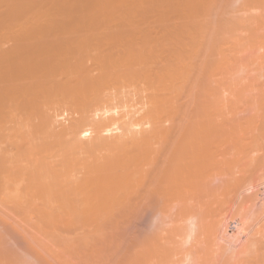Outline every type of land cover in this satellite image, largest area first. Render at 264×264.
<instances>
[{
    "label": "bare ground",
    "instance_id": "obj_1",
    "mask_svg": "<svg viewBox=\"0 0 264 264\" xmlns=\"http://www.w3.org/2000/svg\"><path fill=\"white\" fill-rule=\"evenodd\" d=\"M3 1L1 0L0 2L3 3ZM6 1H4V2H6ZM36 1H38V0H36ZM36 1L34 2L33 0H8L6 2V6H8V3H9V6L7 7V10H9V9L10 10L8 12L6 9L3 8L8 13H6L4 11L5 13H2V18H3V15H4L5 16V20L3 19L2 21H0V28H1L0 31L2 32L3 28L6 29L5 32L3 31L4 33L2 32L4 34L2 38L5 40V37H8V38H6L8 44H9L8 39L12 38L13 34L17 37V35L20 32H21L20 34H22V33L23 34L21 36L18 35V37L20 36L19 37V41H24V42L26 41L25 44H27V45L29 43V46L25 45L24 43H23V45H25V46H15L17 44L13 42V40H12L13 38H12V39H10V42L12 41L13 43L11 42L12 43V44L10 43L11 45L7 44L6 46H8V47L6 48V46H5L4 49H3V46H4L3 44H6V42L5 41L3 42L2 40H0V41L3 42V44H2V42H0V44L3 45L2 48H0V50H1L0 51V193H1V191L5 190V189L9 190L10 188L8 189L7 187L10 186L9 185L10 183L11 184H15L16 181L21 182L19 179H23V181H25V182L23 183L24 184L23 187H21V189H22V192L20 191L21 197L18 196L19 194L17 195L18 199L22 198V196L25 195V196H23V198L26 197V200H27L29 205H31L30 203L33 204V200H35V202H36V200H43L44 203L47 202L46 204L52 202L50 204H54L55 203L57 205V207H55L56 211H54V212H57V210H58L57 214L53 213V211H51L52 214H54L53 216H52V214H50V216L46 215V213H44V212H41V214H39V216L42 217V218L40 217L41 219L39 218L40 221H41L40 223H42V225H44V227L47 226L46 227L47 231L52 230V229H49L48 227L52 226V227L55 228V226H56L55 223L57 222L56 221L57 220V216H59L57 223H62V224H58L57 225L58 227L60 226V228H58L57 231L61 232L62 236H61V233H59V232H57L55 230L54 231L52 230L53 232H51V231L48 232L50 234L54 233V234H52L55 237L54 239L57 238V235L55 234V233H57V234H59L58 235L59 240H61L60 237L61 238L65 237L64 239H66V241H69L68 242L69 247L74 245L73 247L77 246L76 248L79 247V245L83 241V239H84V241H83V244H84V242L87 240V238L91 239V240L93 239L95 242L98 240L99 242L97 241L96 243H98L99 245H101V243H103L102 245H104L105 242H108L107 244L109 245V243L112 242L110 245L113 244V246L115 248H113V246H110V245L108 246L107 244H105V245L110 247L109 248V254H110L109 256H112V257L116 256V258L114 257L115 261L112 260L113 258L111 259L112 262H114L113 264L117 263L119 260H122V259H120L122 257H125L124 258L125 261L123 260L124 263H122L120 261L117 264H127V262H126L127 259H128V264H130L131 262H132L131 264H139L141 262H144V264H145V262H147L148 259H149V262L147 264L151 263L152 261L153 262L151 264H154L155 263L154 261L156 260V262H157V259H160V257L163 258V257L166 256V259H167V257L173 258L172 255H174L173 252H175V251H176L175 252L176 254H175L174 257H176V255H179V256L181 255L180 256L181 258L177 257L176 260L173 259V261L174 260L176 261L175 264H185L184 260H186L188 253H186V251L182 249V246H183V244L186 242V240L188 238H191V234H192L194 228H196V231L198 230L197 233H196V236H195V238H197V235H198V238H197L198 241L196 239H194V240L196 241V243L199 244V245H197L193 241L194 245H197L199 247V250H194V251L196 253L198 251L199 255L197 254L195 256H198L199 258L198 257L197 258L200 259L198 261V259L196 258V260H194V261L196 263L198 261V264H199V262H201L200 264H203V263H206V262L208 263V261H211V259H212L211 263H209V264H212L213 260L217 259L219 254H221V252L224 250L223 245L218 243V242L222 241L221 239H219V225L223 222V217H224L222 215V212L224 214L225 210L224 211H222V209L220 210V208H221L220 206L222 205L223 201L220 199V203H216L217 200H215L214 197H216L215 195H217V197H218L219 193L216 194L217 193L216 192L215 195L212 196V194H213L212 192H215L213 190L211 192V195H209V196L213 198L214 202L213 201H211V202L209 201L210 202V204H209L208 200H210V199H207V200H205V202L207 201L206 203H208V205H207L204 202V199L210 198L207 195H206L207 197L206 198L204 197L203 200L198 198L200 200V202H201V204H200V202L198 201L199 205L202 206L205 203L206 206L203 205L204 207L210 206V207H207V208H209L207 211L208 212L210 211L208 213V212H206L207 208H204L202 206L205 211L202 210V209L200 210L199 208H202V207H200L198 205L199 208L197 210L200 211L202 216L204 215L203 211L205 212V214L208 213L206 216L204 215L203 217H200L201 215L197 214L199 212L197 210H196L197 213L195 211H193L194 213H192L193 215H191V213H190L191 210H189L190 211L189 212V211L185 210L184 208H186L185 206H187V202L188 201H190V202L194 201V202L197 203V201L194 198V196H196L199 192L198 193L196 192L197 191L196 187H195L196 191L194 190V188H193L194 185L198 184L197 187H200L204 182H206V181H208L210 179L211 175L216 174L215 172L217 170H224L225 171L224 174L226 172H229V174L231 172V174H232L233 171L235 170V168H239L240 170L239 169L235 170V171H237V174L235 175L236 172L234 174H232L233 176H231V174H230L229 178H233L235 176L234 177V181H237V179L239 180L240 177L242 178L241 180H244L243 179L244 178L243 177L244 174L241 171H243L245 173V170H247L246 166L249 164L248 161L251 160V159L253 160V159L257 158L258 154H260V153H256V151H257L256 149H259L260 147H262V145L264 146V144H262L261 146L259 145V144L263 143V141H264V121L262 120V118L258 119L259 117L254 116L255 114L259 115V116L264 115V109H263L264 105L261 104L263 107L260 105L262 108L260 106H258V108L260 107L259 109L257 108V106L253 105L254 108L256 107L255 108L256 111L257 110H259V111H257V112L255 111V113L251 111V113H253V114H250V115L247 113L248 115H246V117H245L246 120L242 121V120H240L239 117H237V119L236 118L233 119V117H232L233 114H231V113L234 112L232 109H234L235 107L232 108L233 106H231L230 108L226 109V111H224V107L221 106V104L216 103V101L215 102L212 101V99H211V102H213V103H211L209 101L211 103V105H210L209 102H207V103H209V105L207 103H204V101H203L204 97H203L202 100L198 99L199 103L202 101L204 104L201 103L202 105L201 104H199V106L197 105L198 108L197 109L195 108V109L198 112L195 110L194 113L196 115L200 114L202 116L198 115V116H200V117H198V120L196 119L192 124H190L188 127H186L183 130V132L181 133V135H183V136H181L182 139L178 140L176 142V144H175L176 145L175 149L177 148L176 149L177 151H175V149H173V152H172L173 154H172V156H170V158H172V159L169 158V160L172 161V162L170 163V161H169L170 164L168 163L169 164L168 167L166 166L167 165L166 163H165L166 165L163 164L164 166L162 165V168L165 167V166H166V168L165 169L163 168V171H161V172H159L161 170V168L157 167L159 169V171H158L159 172V176L156 175L157 177L153 178V180L149 179L148 177L146 178V176L149 175L148 172H150L149 171L150 170L149 165L152 167L151 164H153V162L156 159V158H154V156L156 155L155 153H154V156H153L154 161H152L153 159H151V156L153 155V148H154V150L156 148L157 149L159 148V147H157L158 145L155 147V145H154L155 142L153 143V139H155V141L158 142L159 138L161 137L160 133H162L163 131L164 132L161 135L162 136L163 135L166 136V134H164L166 132L163 129L167 130V128H166L167 126L164 123H162L166 127L163 126L161 124V122L166 121L168 118H169L168 121H170V118H171L170 116L172 115V114H170L172 112H169V114H168V111L171 108L170 104H173V103H174V105L176 104L175 101L173 102V100L171 99L173 103L168 101L169 102L168 106H167V103H165L166 106L163 105L161 110H160L159 108L161 107V103L164 102V101H162L161 103L160 102L158 103V101H160V100H158L159 98H157L158 97V93L162 94L161 91H163V92L170 91L168 89H170V87H171V89L174 88V83H176L175 81H179V79L181 78V77H178V76H180L182 73L186 72V70L187 71L189 70V68H187V66L185 67V65H188V63L184 65V63L186 61H188V59L190 58L189 51L192 50L191 52H192V55H193L194 51L197 50V48L199 47L198 44L201 46L200 43L196 44L197 39H198V36L196 37V35L198 34V32L195 31L197 33L196 34L193 31H194V29L197 30L198 25L200 27L201 26L206 27L204 21H208L209 19L206 20L207 16H205V15L210 14L209 12H211V11H209L210 7H208L209 9L207 11L206 10L207 6H205V5H206V3L209 0H204L205 2L203 0H176L177 2H174L176 6L174 4H171V3H173V0H160L161 2H164V4H166V7H167V4L169 6L171 4L172 6H170V7H173V5H174V7L176 9H178L180 12L175 10V8H173V9L175 10V12L177 11L176 13H178L179 15L182 13L180 15V17L182 19H184L185 22H184V20H180L181 23H182L181 24L179 22V20H178V19H181V18L180 17L178 19L176 18L178 20L177 22H179L181 24V26L176 24L177 27L175 28V31H171V30H174V29L170 28L171 29L170 30L171 34H169L170 32L169 33L167 32L169 30L168 28L171 27L172 25L174 26L175 23H177V22H174V20H172L173 19L172 18L171 19L172 21L169 20V23L172 22L171 23L172 25L168 26V23H167L168 21L167 20L169 19L168 17L170 16V14L168 13V15H169L168 16V15H166L168 10H167L166 13L164 11H166V9L169 8V7H167L166 9L164 8L163 12L165 14H163L164 16L161 15V17L158 18L159 21L156 18L158 22H155L154 18L152 17L153 21L152 22L150 21L151 22L150 24H152V23L154 24V23H159L160 22V25L161 24L162 25L165 24L166 26H168V28H167V31L165 32L166 34L160 35V36L164 37L165 40L167 41V42L163 41L164 39L162 37L160 38L162 40V42L165 43V45L163 44V47L161 48L160 44H162V43L160 42V39L158 40L156 38L157 41H159V43H160L158 45V47H156L157 46L156 45L157 42H156V44L154 43V41H155V38H154L153 44H155L156 46H155V48L153 46V48H151V50H149L150 52H148L145 49V48H147V46H144V45L150 44L152 42L151 41L152 39H151L150 36L153 35V34H151L150 31L152 33L154 32L151 29L153 27V25H149V24L146 25L143 22L145 27H144L143 24L140 25L142 27L143 31H139V30H141V28L138 29V32H139L138 34H141L143 36V34L141 32L147 31V28L149 29V27H147V26H151L150 27L151 30L149 29V31H148L149 34H151V35L148 37L147 34H145L146 37L144 35V38H145L144 42L141 39L143 44L140 43L141 41L139 39L138 43L142 44L144 46L143 49L139 48L140 46H138L136 41L134 40V39H137V38H134V36H133L134 39L132 38L133 40H129L128 41V39H127L128 43H125L126 40L123 41L125 38L122 39V37H126V35H128L129 36L128 38L130 39V35L131 34L133 35V33H137V32H134V29H136V27L134 26V28H133V24L137 23V21H139V23H141L140 22L141 20H136V18L137 19L140 18V16H136V15H138L137 13L140 14V12L138 11V8H136L134 6L135 5L137 6V4H139V3L141 4L142 3L141 5H138V7L139 8H141L140 6L144 7L145 5H143V3H146V1L149 2V0H146V1L145 0H129L128 2L127 1L125 2L124 0H122L123 3L121 2V0H85L87 5H85V1L82 2L80 0L81 3H84L83 5L82 4H80V5L86 6V8L83 7L84 9L81 6H77L76 5V3H80L79 0L77 2H75V4L74 3L72 4V1H70L69 3H71L72 6H69L66 9L65 8L66 6L64 5L65 1L62 0V1H64L63 2L64 9H62V10H64L63 11V15H66L65 17H67V16L69 17L70 16L69 18H71V16H74V17L70 20V22H68V19H67L68 17L65 18V19H67V21H66L67 23L65 22V25L63 26V28L61 26H59V27L62 28V30L60 28L61 32L57 36L55 35L56 32L54 33V31H56L54 26L57 24L56 21L59 20V19H57V20L54 19L55 21L52 19L53 20L52 22H54L53 23L54 26L51 25L52 23L50 21L48 22V23H51L50 27L46 26V24H44L46 28L47 27L49 28V30H47L48 28L46 29V28H41V27H43L42 25L47 20L46 19L47 17L52 16L54 11H55V13L53 15H56V12H58V11H59V14H60V10L57 11V10L54 9V11L52 12V11H49V9H47L48 13H46V15H45L44 14V10L46 9V4H45V6L41 5V4L43 2H46L47 0L46 1L43 0V2L41 1L42 3L40 1H38V2H36ZM160 1L155 2V0H154V4L151 3V1H150V3H151V5L152 4L155 5V7H156V3H158L157 7H158V5L160 7L164 6L163 3H162L163 5H160L161 4ZM200 1H202V2L200 3ZM257 1L255 2L257 5H255V4L254 5L262 9L264 7L263 6L264 4L262 5L261 3L264 2V1L261 0L262 2H260V3H258ZM39 2H40V4H38ZM49 2H51V0L48 1V3L47 2L46 3L49 4V6H50ZM52 2H54L56 5H61L62 6L61 2L57 3L56 0L52 1ZM54 3H53V5H54ZM59 3H61V4H59ZM203 4H204L205 7L203 6ZM209 4L210 3L208 2V5ZM4 5H5V3H4ZM151 5H147V3H146L145 9L148 8L149 6L152 8L153 6H151ZM178 5L179 6L181 5V6L178 7ZM210 5H212V4H210ZM254 5L252 6L253 8L255 7ZM261 5H262V7H261ZM11 6H12V8H11ZM80 7L83 10H80ZM143 7H142V10L141 9H139V10L140 11L145 10V9H143ZM181 7L185 11L180 9ZM156 8H155V14H156V10H157ZM0 9H1V7H0ZM50 9H51V7H50ZM93 9H96L95 11H99L100 10L99 12H95V14L96 13L99 14L98 16H96L94 14L96 16L95 18L93 17V13H94ZM134 9H135V11H134ZM150 9H149V11H150ZM171 9L172 8H170V10ZM87 10H90V11L88 12ZM136 10L138 11L137 13H136ZM152 10H154V7L152 8ZM161 10H163V8ZM256 10H258V9L256 8ZM256 10H252V12L256 11ZM262 10H264V8ZM145 11L147 12V10H145ZM205 11H207L208 13H206ZM259 11H260V9H259ZM51 12H52V14H51ZM143 12H141L142 13L141 14V19H142L143 16H145L144 15L145 12L144 13ZM153 12L154 11H152V13ZM163 12H161V13H163ZM175 12H173L174 15H175ZM204 12H205V14H204ZM34 13H37V15H35ZM42 13H43V17L42 18L47 16V14H51V15L50 16L48 15L45 18L46 20L42 19V21L44 20L43 22L40 20L41 21L40 22V26L41 27H40L38 25L39 22L36 19H38V20L41 19L40 17L42 15ZM86 13L87 14H91L92 13L91 15H92L93 18L85 17V16H91V15H87ZM135 13H136V15H135ZM83 14H86V15L82 16ZM178 14H176V15L178 16ZM254 14L255 13H253L251 15V18L253 16L254 19L253 18H252V20L250 19L251 20L250 23H252V24L257 23L259 25V23L261 22V24H262L261 27H264V22H263V19H262V17L264 18V16H263L264 12L262 13V11H261V14H263L262 17H261V15L256 17ZM259 14H260V12H259ZM134 15H135V18H132L131 16H134ZM152 15H150V18H151ZM198 15L205 16L206 18L205 17H203V18L201 17V19H200L199 18L200 16H198ZM29 16H30V19H29ZM36 16L39 17V18H37ZM159 16L160 15H158L157 17H159ZM175 16H173V17H175ZM83 17H85V20H84ZM154 17H156V16L154 15ZM195 17H198V19H196ZM50 18H52V17H50ZM82 18H83V21H81ZM129 18L134 19L135 22L131 26H129V28L123 29L125 27V26H123L125 24L124 21L127 20V22L130 23L129 21H131V19H129ZM150 18H148V20ZM257 18H259V19L261 18L262 21L261 20H257ZM24 19H25V22L27 20V23H28V20L31 21V22H29L31 24L33 22L32 21L33 19H34L35 23L37 21L38 22L37 25H34L35 24L34 22H33L34 24H32L36 28H34V26H32L29 23L26 24L25 22L21 21V20H24ZM190 19L192 20L191 22H193V23H190V21H189ZM199 19H200V22H203V24H201V23L197 24ZM202 19H203V21H202ZM49 20H51V19H49ZM115 20H118V21H115ZM119 20L121 21V23H124V24H122V25L120 24L121 26L119 24H117L119 22ZM148 20L146 21V23L148 22ZM255 20L258 21V22H256ZM19 21H21V22H19ZM111 21H115L116 22L115 23L116 26L118 25V27L120 26L121 28L117 27L118 29L115 28V31H113V28H114L113 26L114 25H112V24L114 22H111ZM187 21H189V23ZM253 21H255V22H253ZM22 22L25 23L24 25H26L27 27L29 26L30 29L31 28H34V29L29 30V27H28L27 30H24L26 33L24 31L19 30V33L16 35L15 33H17L18 30L14 29L15 24L19 25V23H22ZM186 23H187L188 26L186 25ZM206 23H207L206 25L209 27V25H208L209 23L208 22H206ZM59 24L60 23L58 22V25ZM194 24H196V25L194 26ZM252 24H251V26H252ZM257 24H254V25H257ZM2 25H4V26H2ZM58 25L55 26L57 28V30H59ZM110 25H112V29H109V28H111V27H109ZM190 25L195 27V28L192 27V32H193L194 36L190 37L192 39L194 38L193 44H194V49L196 48L195 50L191 48V44H192L191 40L192 39L188 38L189 35L191 34V33H188L189 32L188 29H190V27H191ZM223 25H226V24L225 23L221 24L220 28H222V29L224 28V29L223 30L220 29L221 32L219 33V35L215 36V38H219L220 40H221L222 37H223V39L221 41L218 40V42L220 41L219 43H217L216 42L217 40H215V39L213 41H211L212 44L210 43L211 45H213L212 47H215V49H213V53L215 54L214 50L217 52L216 53L217 55H215V58H217V57L219 58L220 57L219 59H221V55H220L221 53H220V51H217L218 48H216V46L220 47V44L224 43V41L226 39V36L228 34H230L229 32H228V34H224V33H226L227 30H229L231 28L230 26L226 25V29H227L226 30L225 26L223 27ZM236 25L234 24L232 26H236ZM258 25H257V27L254 26L252 31L253 32L256 31V33L260 34L258 31L261 30V28ZM20 26H21V24H20ZM37 26H39V28H37ZM178 26H179V29H178ZM16 27L18 28V26H16ZM52 27L55 30L54 29L52 30L51 29ZM103 27L105 28V30H106V28H108V30H109V32H108V30H106L108 35L106 37L104 36V38L100 37L99 33H101V32L98 33V30L99 29L102 30ZM154 27H156V26L154 25ZM157 27H156V29H157ZM163 27L160 28L161 31H162ZM200 27H198V28L202 30V28H200ZM208 27H206V29H208ZM22 28H26V27L23 26ZM137 28H139V26ZM186 28H187L188 31L184 30ZM10 29L16 30V32L12 34L11 32H13V31H11ZM116 29H117V31H116ZM165 29H166V27H165ZM206 29L204 28V31ZM262 29H264V28H262ZM8 31H11V32H8ZM95 31L98 34H96ZM135 31H137V30H135ZM161 31H156L154 33L158 32V35H159V32H161ZM190 31H191V29H190ZM200 31H199L198 35H200V33L203 30L201 32ZM162 32H164V30ZM173 32H175V33H173ZM182 32H184V34H182ZM262 32L263 31H261V33ZM5 33H6L7 36L5 35ZM7 33H9V34H7ZM57 33H58V31H57ZM82 33L83 34L85 33V35H83ZM185 33H188V34L186 35ZM263 33L260 35L261 37H262V35L264 37ZM86 34H88L89 36L86 35ZM124 34H126V35L124 36ZM10 35H12V36L9 38ZM96 35H99V36H97V39H95ZM103 35H105V34L103 33ZM158 35L155 36V37H158ZM164 35H169V36L165 37ZM170 36H171V38L168 39ZM184 36L186 38L190 39L189 42L191 41L190 42L191 44H189L187 42L188 39H186ZM191 36H192V34H191ZM217 36H219V37H217ZM135 37H136V35H135ZM181 37L184 38V40H187V41L182 40ZM0 39H1V35H0ZM15 39H18V38H15ZM121 39H122V42H123V45H121V50L124 47V44H127V47H125L126 49L123 48L124 50L120 54L117 51L120 56H115L114 54H112L114 52L113 49L115 47H119V46H116V45H120L118 43H119V41ZM171 40H175L177 42L176 43L177 45L175 44V41H173L174 43L173 42L169 43V42H171ZM105 42H106V44L109 43V42L112 43V44H115V47L111 49L113 51H111V52L109 51V53L112 54V55L107 53L108 51H107V49H105L106 46L104 47V45L102 44V43H105ZM185 42H187V44ZM198 42H200L199 39H198ZM213 42H215V43L213 44ZM30 43H32V44H30ZM110 43H109V45L111 46ZM184 43H185V45H187V47H185V48H188L189 46L190 47L188 49H184L182 47V46H185V45H183ZM216 43L219 44V45H217ZM20 44H21V42L18 43V45H20ZM101 44H102V46L104 48L102 46H100ZM195 44L197 46H195ZM99 46H100V48H98ZM262 46L264 47V45H262ZM101 47L104 49V51L105 50L107 51V52H104L105 56H104V54H103V56L102 55H98L99 53L101 54V52L103 50L101 52L100 51L96 52L97 51L96 49L98 48V50H101ZM157 48H159V49L157 50ZM174 48H177V49H175L176 52H179L182 55L179 54V53H176ZM162 49H163V51H165V50L168 51L169 50L168 52H171L172 49H173L174 53H172V54H174V55L170 56L171 59L169 58V60L164 57L165 58L164 60H167V61L162 60L163 62H165V64H163V63L160 64V66H162V67L158 66L159 68L156 69L158 72H156V70H154L155 68H153V70L156 72L155 73L156 76H155L154 75V71L152 70V64H153V66L157 65L155 62H157L156 59H157V57H159V56L155 57L158 54V53L155 54V52L156 51L159 52V50H161V52H162ZM178 49H184L185 51L184 50H180L179 51ZM115 50H118V49H115ZM152 50H153V52H152ZM119 51H120V47H119ZM181 51H184V52H181ZM168 52L165 51L164 53H168ZM186 52H188V53L186 54ZM218 52H219V54H218ZM13 53H14V55H13ZM106 53L109 54V55H107ZM263 53H264V49L261 52V54H262L261 56L262 57H264ZM175 54H176V56H175ZM214 54H213V58H214ZM12 55L14 57H12ZM152 55H154L153 57L155 58V60H153L154 58L152 57ZM90 57H91L92 60L89 59ZM167 57H169V55ZM175 57H176V59L178 57V59H177L178 61L175 59ZM215 58L214 59L211 58V60L215 61ZM88 59L91 60V61H89ZM94 59H95V62H96V60H97L98 63L100 62L98 65H96V67L92 66L93 64H95L94 62H93L92 65H90L91 63L90 64L88 63V62H92ZM150 59H152V60H150ZM160 59H163V56ZM179 59H181V60H179ZM219 59H218V61H219ZM174 60H175V62H174ZM182 60H184L185 62H181ZM169 61H170V63H167ZM146 63L149 66L151 64L150 68H149V66L146 65ZM217 63L218 62H216V64ZM169 64H170L171 67L174 68V70H173V68L172 69L170 68ZM174 64L176 65V67L173 66ZM179 64L182 66L181 70L179 69L181 67ZM191 64H192V62H191ZM216 64H215V66H216ZM210 65L212 66V63L211 64L208 63V66H205V65L204 66L206 67V69L209 67V70L208 69L207 70H208V72H211V73L208 74L209 76L207 75L206 79L211 83L210 80H212L211 79L212 78V74H213V72L216 71V69L214 68L215 67L214 64H213V67H211V68H210ZM212 68L215 69V70H213ZM151 70H152V72H151ZM182 71H184V72H182ZM59 74H61L60 75V76H62L61 78H58ZM165 75H167V76H165ZM168 75L170 77H172L171 79H173V80H174L173 76L176 77V75H177L178 80H175L174 83L172 81H169V83H167V84H169V86H168L169 88H167V90L165 91V90H163V89H165L163 87L164 86L167 87V85L165 84L166 81H165L164 84H163V82H164V77L166 79H167V77L170 78ZM184 75H185V73H184ZM210 75H211V77H210ZM152 76H155V77H152ZM54 77H56V78L54 79ZM205 77H206V75H205ZM182 78H184V77H182ZM111 82H112V85L110 86ZM137 82H140V85L137 84L139 86V87L137 86V88H138L137 92H139V93H137L135 96H133V97H135V100L142 99L143 101H145L144 99H147L148 103H149V100H150V103L152 101L156 103V100H157V105L154 104L156 106V108L153 107L155 109V110H153V108L151 109V107H152V104H151L150 105L151 107L149 108V110L150 109L151 110L150 111H145L146 113L145 112L142 113L145 116L148 115V119L151 118L150 120H147V121L143 122L144 125L143 124L142 125L145 128L142 125H140V129L138 128L139 126L137 127V130H139V132L136 131L131 137H127L126 136V138H125L123 136V138H124L123 139L122 137H119V135H115L114 133L112 135L111 132L107 131L109 129L105 128V126H107L106 124L109 121H110L109 123H111V121L114 118L110 117L111 114H109V113H106V115H105V113L103 112L105 107L102 106L104 109L101 108L100 100L102 102L103 94L105 93L104 90L109 89L108 87H112L111 89H114V91H115L118 88H121V85L123 87L124 83L130 87L131 84H134V83H137ZM204 82H206V80H204ZM171 83H173V84L170 85ZM177 83H176L175 87H177V85H178ZM126 85H124L125 89H127ZM134 86H135V84H134ZM123 88H122V90H123ZM157 88H160L161 91L159 89H157ZM125 89L123 90L124 93L126 92ZM118 90H120V89H118ZM108 91H110V90H108ZM122 92L120 90V93H122ZM127 92H129V91L127 90ZM144 92H146V95L143 96V94H145ZM155 92H158V93L154 94ZM124 93L121 94V97H119L120 99L122 98V100H123V97H127V96L128 97H132L131 93L130 94L127 93L128 95L123 96ZM107 94L105 93L104 97H107L106 96ZM139 94L141 96H139ZM203 94L205 96V93H203ZM259 94H260V92H259ZM108 95H110V94H108ZM115 95H117V94H115ZM208 95H210V94H208ZM208 95H207V99H208ZM257 96H259V95L257 94ZM263 96L264 95H262V97ZM253 97H255V96H253ZM262 97H260L261 101H262ZM119 98H117V101H121V100H118ZM256 98H254V100ZM260 98L258 100H260ZM200 99H201V97H200ZM251 99H253V98H251ZM130 100H132V98H130L128 101H130ZM133 100H134V98H133ZM166 100H168V99H166ZM204 100H206V99H204ZM258 100L256 99V101H258ZM58 101H60V102L57 103ZM236 101L238 102V99H236ZM236 101L234 103V106H236V107L240 106L238 104L240 101L238 103ZM136 102H138L137 103V104H139L138 106H142L144 104V103H142V101L141 102L140 101H136ZM122 103H123V101H122ZM214 103L217 104V105H215ZM236 103L238 105H235ZM251 103H253V102H251ZM117 104H118V102H117ZM218 104L220 105V108H222L220 110H223L225 113L227 112V110L231 109V110H229V111H232L231 113L228 111V113H230V115L228 113H226L229 116L228 115L226 117L223 116V115H226V114H224L223 111H222L223 112L222 113L220 110H219L220 112L217 110L216 106H218ZM254 104H256V103H254ZM99 105H100V107H99ZM103 105L106 106L104 103H103ZM144 105H146V104H144ZM174 105H172V107ZM228 105L230 106L231 104H228ZM97 106H98V109H97ZM249 106H250V104H249ZM163 107H166L167 114H166L165 108H163ZM167 107H170V108H167ZM203 107L205 109H201ZM206 107H208V109ZM99 108H101V109H99ZM175 108H176V105H175V107L173 109H175ZM199 108L202 111H200ZM238 108L239 107H237L235 109H238ZM254 108H253V110H255ZM216 110L219 113H222V114H219ZM260 110H262L261 111L262 113L260 112ZM93 111H94L95 114L98 113L99 116H96L97 114L95 115L93 113ZM99 111H101V112H99ZM163 111L166 114V115H164V118L166 116H168V115H169V117H167L165 120H163V113H162V117H160L161 118L160 119L161 122L159 120H154V118H156L155 117L156 112H158L156 116L159 119V115ZM170 111H172V108H171ZM205 111H207V112H205ZM212 111L215 112V113H213ZM202 112L203 113L205 112V113L202 114ZM249 112H250V110H249ZM258 112L261 113V114H258ZM101 113H104V114H101ZM207 113H208V115H207ZM89 114H91V115H89ZM112 114H114V113H112ZM120 114H121V112H120ZM213 114H215V115L218 114L219 117L217 115L216 118H215V115H213ZM93 115H95V116L93 117ZM104 115L106 116L105 118H104ZM144 115H142V116H144ZM150 115H152V116H150ZM220 115H222V116H220ZM90 116H92V117L90 118ZM230 116H231V118H227V117H230ZM113 117H115V116H113ZM205 117H206V119H205ZM208 117H209V119H208ZM92 118L95 119L93 122L91 121ZM101 118H103L104 120L101 119ZM199 118H201V120H199ZM247 118L248 119L250 118V119L248 120ZM105 119H107V120H105ZM115 119H117V118H115ZM263 119H264V117H263ZM254 120L257 121L256 125L254 124L255 123ZM258 120L259 121L262 120V121H260V125L259 126H257V123L259 122ZM154 121H156L155 122L156 124H157V121L159 122L158 123L159 124V128H161V129L156 128L157 125L154 123ZM147 122L149 124L148 128L155 129L154 130L155 132H153V133L150 131L151 134L148 132L150 135L149 134H144L146 129H147V126H146ZM140 123H142V122H140ZM111 124H109L110 127H111ZM143 128H144V130H143ZM157 129L160 130V131L157 132ZM253 131H254V133H253ZM105 132L110 133V134L107 135V133L105 134ZM167 133H168V131H167ZM103 134H105V135H103ZM118 134H119V132H118ZM85 135H87V138H86ZM120 136H122V134ZM164 139L162 138V140H164ZM132 140H133V143H134V147L130 148L131 146L128 147V145H130V142H132ZM162 140H160V141H162ZM151 144L154 146L153 148H152ZM162 145H164V144H162ZM32 146L34 147L35 150L33 149ZM258 146H260V147H258ZM30 149H32V150H30ZM157 149H156V152H157ZM259 150H261V148ZM174 151H175V154H174ZM29 153H30V155L28 156ZM252 154H254L255 156H252ZM24 155H26L27 158ZM35 156H38V158L35 157ZM32 158H33L34 161L36 160V162H38V161L39 162L35 164V162H33ZM30 161L33 162L34 165ZM150 161H152V162H150ZM155 162H154V164H155ZM24 163H26V166H24ZM28 163H31V166L28 165ZM149 163H151V164H149ZM247 168H248V166H247ZM152 170H153V168H152ZM239 172H241L243 175L241 173H239ZM135 175L138 176V177H136ZM152 175L154 176V173H152ZM237 175H239V176L237 177ZM215 176H217V175H215ZM219 176H223V175L219 174ZM236 177H237V179H236ZM221 178H224V176L221 177ZM14 180H16V181H14ZM148 180H152L151 182H153V184L155 183V185L157 187H155L154 185H153V187H155V191L156 192L153 190L154 188H152V184L148 183ZM232 180L233 179H231V182H232ZM229 181H230V179L226 181L225 185L228 186V184H229L228 182ZM246 181H249V180H246ZM243 182H242V184H243ZM147 183H148L147 187L148 188L151 187L150 188L151 190L149 189L150 192H152V193L153 192H155V193L158 192L157 194H159V195L162 194V193L160 194V192H163L162 191L163 188H164L163 189L164 191H166V190L168 191V189H166L165 187H167L168 185H169V187L172 186L170 188L171 190L169 189V192H170L171 195H174V197H175L174 199L177 198L176 201L171 199V195L170 194H169L170 196L167 195L168 196V198H167L166 194H168V193H165V196L163 194L160 197H158L156 194L153 196L152 193H151V196H153L152 197L153 199H151V196H150L149 197L150 201L148 200L149 202H147L146 200L149 199V198H147V195H148L149 191L145 192L146 191L145 189L142 190V187L145 188ZM236 183H239V182L237 181ZM17 184H19V183H16L15 185H17ZM240 184H241V181H240ZM15 185H12V186L16 187ZM238 185H236V186H238ZM239 186H241V185H239ZM224 187L225 188L222 189L223 192H224L225 189L229 190L231 188V186L229 187V189H227L226 186H224ZM234 187L235 186H233V188ZM138 188H141V189H138ZM221 188L222 187L217 189V191L220 190ZM233 188H231L230 190H233ZM236 188H234V189H236ZM240 188H242V186ZM240 188H238V190H240ZM188 189L192 190L191 192H193L194 196H193V194L191 192H189L188 194H185L187 192L186 191L184 192V190H188ZM140 190H142L144 193L143 192H142L143 194L139 193ZM230 190H229V193L230 192L234 193V191H230ZM133 192H135L136 194L133 193ZM194 192H196L197 194L194 193ZM227 193L228 192H226V194H223L224 201H227L225 199L227 197H229ZM235 193H237V192H235ZM191 194H192V196H191ZM231 194L232 193H230V197H231ZM133 195H136V197L133 196ZM144 195H145V197L147 199L144 198ZM149 195H150V193H149ZM234 195H237V194H234ZM138 196H139V198L143 197L145 199V201H146V203L148 205L147 208H149V211H150L149 213L150 214L152 213L150 215V216H152V218L151 217L150 218L153 219V220L155 218H157L158 222L160 221V223H161L160 227H158L159 224L157 226L156 224L153 223L154 225H156V227H154L153 230H155L158 227L159 229H165L166 228L165 229L166 231L165 230H163V231H165V232H167L169 234H170V232H174L175 228L177 229V227H175L174 224L172 225V223H173V220H174L173 217L175 218V216H176V218H175L176 219V223H175V221H174V223L176 224V226H178V229L175 230V232L177 231L176 233H178L177 234L178 239L175 236L176 235L175 232H174L175 235L171 234L169 236L171 238L172 242L171 241L168 242L170 240L168 235H167V237H168L169 240L167 239V237L164 239L165 234H167V233L164 232L165 234H163V233L162 234L161 233L158 234L159 229H157V231L155 230L157 233L155 231H153V230L151 231V233H148L146 231L149 235L145 234V233L144 234H139V235L140 236L142 235V237L145 235L144 236L145 238H147L149 236L148 238L151 240V242L152 241L153 242L151 243L150 241H147L148 238L145 239L144 237L143 238L141 237V239L139 237V240H141L142 243L144 244V246H143V244L141 243L142 244V249H144L143 253H145V252H148V253H145L143 255L142 252H141V250H142L141 249L140 250V254L141 255L138 254L139 253L138 250L140 249L141 244H137V246H135V244H136L135 242H138L139 240L138 239L134 240V238H135V236H134L132 238L134 240V242L132 243L130 241L132 243L133 247H132V245L130 246L131 243L129 242V240H128V242L130 243L129 246L127 244L128 242L126 243L127 246H124L125 248L122 246L123 249H126V247H132L131 248L132 251L129 248H127V250L129 249L128 251L130 253L128 251L127 252L129 253V255L131 254L133 256H131V255L129 256L128 254L124 256V250L122 249V247H121L122 250L121 249L120 250L123 253L120 250H118V248H119V243L123 242L121 239H123L125 237H123L124 235L122 234L123 238H121L120 239L121 241L119 240V242H118V238H120L121 235H118L119 234L118 230L120 229L119 228L120 226L116 227L118 225L116 223L120 220V219L118 220V218L122 217L123 211H124V213H125V210H128V211L131 210L132 211V209L134 208L133 206L136 205V204H133L135 199L136 200L138 199L139 202L141 201V199H139ZM197 196H196V198H197ZM225 196H227V197L225 198ZM154 197H155V199H154ZM220 197L222 198V194L220 195ZM143 198H142V200H143ZM164 198H166V199H164ZM172 198H173V196H172ZM231 198H233V196ZM133 199H134V201H133ZM167 200H169V201H167ZM173 201L181 203V206H180V209L182 208L181 211L184 210V211H186V213L188 212L187 213L188 215H184L185 212L182 211L184 213H178V214L176 213V215L173 216L175 214L174 213L171 216L170 215L171 214L170 211L172 209L170 210V208L174 207L173 204H172ZM165 202H167V204H165ZM169 202H171V203L169 204ZM231 202H230V204H227L228 201L226 203L224 202L225 204H227V209L231 205ZM143 203H144V201H143ZM36 204H37V202H36ZM41 204L43 205V203H41ZM132 204H133V206H131ZM25 205H26V203H25ZM25 205H24V207H25ZM161 205L163 206L162 209L164 207H166V205H167V207L165 208L166 209L165 213L166 214L169 213V215H170V217H168V219L170 221L167 223L166 226L162 225L164 223L162 221L164 219V217H162V216L167 217L168 215H162V213H163V211L165 209L162 210V209H158L157 208V206H159L161 208ZM237 205L239 206V204H237ZM52 206H54V205H52ZM127 206H128V208H127ZM31 207H32V205H31ZM18 208L20 209V207H18ZM50 208H48V209H50ZM140 208H138V209H140ZM155 208H157L158 210L157 209L155 210ZM0 209H1V207H0ZM28 209L30 210V208H28ZM63 209H64V211H63ZM114 209H116L117 211L120 209L119 212L121 214L119 212H118L119 213L118 214L116 211H115L116 212L115 213ZM210 209H212V211ZM42 210H44V208ZM59 210L62 211L61 213L64 214V217H66V218H63L61 216L62 214H60ZM145 210H147V209H145ZM128 211H126L127 215L129 213H131V212L128 213ZM167 211H168V213H167ZM226 211H225V213H227ZM64 212H66L68 215L69 214L76 215V213H79L78 216L76 215L77 218H79V219L77 221H75L76 217L72 215V217H70L72 222L70 223V219H69L70 215L68 216ZM132 212H133V214L135 213L134 215H136L137 210L134 212V209H133ZM6 213H7V211L5 212V214L4 213H2V214L6 215ZM29 213H31V212H29ZM35 213L37 214L36 211H35ZM58 213L60 215H58ZM159 213L161 215L157 216ZM165 213H163V214H165ZM107 214L108 215L112 214L111 217L109 216L110 220L108 219V217H107L108 215ZM12 215H13V213H12ZM12 215H11V217H12ZM26 215H28V214H26ZM100 215L103 216L102 219L104 220L105 223L103 222V220L102 221L100 220L101 219V217H99ZM116 215H117V217H116ZM129 215H132V214H129ZM198 215H199V217H198ZM263 215H264V213H263ZM51 216H52V218H51ZM5 217H7V216H5ZM11 217L10 218L8 217V218L11 219ZM73 217H75V218H73ZM95 217H97V218H95ZM105 217H107V218H105ZM115 217L117 218V222H116V218ZM171 217H172V219H171ZM195 217H198V218H195ZM67 218H68V220H65V221L63 220V219H67ZM104 218L107 219L108 221H105ZM130 218H132V217H130ZM136 218H138V217H136ZM53 219L54 220L56 219L54 221L55 223L53 222ZM96 219L97 220L99 219V221H101V225L99 224L100 222H98ZM124 219L126 220V218H124ZM127 219H129V218H127ZM29 220L30 219H28V221ZM111 220L113 222L110 223ZM193 220H196V223L193 224V222H194ZM10 221L6 224V226L8 224H11ZM12 221L16 223L15 220H12ZM32 221L34 222V220H32ZM78 221H80L81 223H79ZM13 222L11 224L12 225L11 228H13V226H15V224H13ZM37 222H39V220H37ZM51 222H52V225H51ZM93 222L95 223V225L92 224ZM76 223H79V224H76ZM82 223L84 224V226L87 225L86 226L87 230H88V228L89 229L93 228V229L88 230L89 231V235H87V233H88V231H87V233H86L87 236H86V238H84L85 236H83V239H82V235H85L86 229L84 228V226H81ZM88 223L90 224L89 226H92V225L93 226L92 227H88ZM103 223H104V225H103ZM112 223L115 226L112 225ZM169 223H171V224H169ZM177 223H179V224H177ZM18 224H19V222H18ZM98 224H99V226H98ZM19 225H21V224H19ZM76 225H77L78 228L81 229V231L79 230L80 231L79 235H80L81 232H84L83 234H81V238H80V236L76 235V234H78V228L77 227L75 228ZM78 225H80V226H78ZM102 225L105 226V228L109 227V232H110V228L113 227L114 230L112 228L111 229L114 232L112 231V232H110V234L107 233L108 229H105ZM168 225L174 226V229L170 230L171 226H168ZM3 226H4V224L2 225V227L1 226L0 227L3 228ZM95 226H97L98 228L97 227L94 228ZM138 226H140V225H138ZM192 226H193V228H192ZM22 227H25L24 224H23ZM40 227H41V225H40ZM44 227H43V229H44ZM66 227H67V229H66ZM68 227L69 228L71 227V228L68 229ZM100 227L104 228L105 230H103V231H105L109 236L110 235L112 236V237L111 236L109 237L108 235H105V239L109 237L107 239V241L101 240L102 237H103V234H106V233L103 232L102 228H100ZM167 227L168 228L170 227V228L167 229ZM72 228L75 229V230L77 229L76 230L77 233L75 232V230L73 231ZM136 228H137V226H136ZM149 228H151V227H149ZM18 229H19V227H18ZM20 229H22V228H20ZM25 229H27V228H25ZM41 229H42V227H41ZM56 229H57V227H56ZM82 229H85V231L84 230L82 231ZM139 229H142V228L139 227ZM256 229H257V227H256ZM22 230H20V231L22 232ZM92 230H95V231L92 232ZM142 230L144 232V228ZM167 230L168 231L170 230V231L168 232ZM3 231H4V229H3ZM14 231L17 232V230H14ZM27 232L30 234V231H27ZM27 232L25 234H27ZM35 232H36V230H35ZM37 232H38V228H37ZM44 232H45V229H44ZM66 232H67V236H70L71 240H67L69 238L67 236H65L66 234H64V233H66ZM90 232H92V233H90ZM116 232L118 233L116 235V236H118L117 239L115 238L116 236L113 238V236H114V234H116ZM124 232H125V234L127 233V231H124ZM152 232H154V234L155 233L158 234L161 237L160 239L163 241V242H161L163 245H164V243H166V245H168V243H170L168 245L170 247V245L173 243V245L171 246L172 248L171 247H170L171 249L169 248L170 249V253L172 255L169 253V249H167V246L165 247V246L162 245L163 246L162 247V246L159 245V243L157 241H159L160 239L158 240V238L155 237V236H158V235L154 236V234H153L154 239H152L153 238L152 237ZM159 232H162V231H159ZM194 232H195V230H194ZM111 233L112 234L114 233V234L112 235ZM235 233H237V232H235ZM1 234L2 233H0V235ZM6 234H7V232H6ZM21 234L22 233H20V235ZM45 234H46V232H45ZM50 234H48V235H50ZM70 234H73V235L71 236ZM120 234H121V231H120ZM23 235H24V233H23ZM32 235L36 236V234H31L29 236L31 237ZM41 235L43 236V234H41ZM74 235H76V237ZM146 235H148V236H146ZM172 235H174L173 237L176 240H174V238L172 240V237H171ZM24 236L23 237L20 236V238H24ZM257 236H258V234H257ZM44 237L46 239V236H44ZM72 237L74 239L79 237L78 241L80 239V242H78L79 243L78 245H77V243L76 244L75 243L73 244V242L71 243V241L73 239ZM97 237H99V238L96 240L95 238H97ZM3 238H4V236L1 237L0 240H2ZM33 238H34V236H32V239ZM36 238H40V237L36 236ZM256 238L257 237H254L253 240H255ZM109 239H111L112 241L111 240H110L111 242L108 241ZM114 239L118 243H116V241L114 242ZM9 240H11V239H9ZM26 240H25V242L28 241V240L27 241ZM37 240L38 241L40 240L39 241L40 243H41V241H44V240H41V238L37 239ZM37 240H35V241L38 242ZM47 240H48V237H47ZM49 240L51 241V238ZM144 240L147 241V242H145ZM164 240H166V241H164ZM251 240H252V238H251ZM262 240H261V242H263ZM5 241H3V242H5ZM17 241H18V238H17ZM33 241H34V239H33ZM35 241H34V243H35ZM66 241L64 242L65 244L67 243ZM92 241H90V242H92ZM124 241L126 242V240H124ZM141 241H139L138 243H140ZM46 242H45V244H46ZM74 242H77V239ZM90 242H87V244H89ZM95 242H94V244H95ZM113 242L118 244V246H115V244ZM156 242L161 247V248H158V249H160V251H164V252L166 251L168 254L166 252H165V254H164V252H162V254H164L165 256H163L162 254L160 256V254L157 253V252H159V250L157 251V249L155 248V247H158ZM175 242H177V243H175ZM248 242H249V240H248ZM23 243H24V241H23ZM27 243L29 244V242H27ZM50 243L47 246H50ZM145 243H147V244H145ZM150 243L154 246V249L151 248L153 246L152 245L150 246ZM174 243L179 245V246L174 245ZM18 244H19V242H18ZM62 244H63V242H62ZM83 244H81L79 249H80V252H81V251H84L83 248H85V251H84L85 254L84 255H82L83 252L79 253V251H77L79 249H76V248L75 249H73V248L70 249L69 248L70 250H68L69 252L71 250H73L74 252L71 251V253L72 254L74 253V256L72 254H69V252L67 250H65V246L63 248L64 250L61 251V252L65 251L63 254L60 252V248L61 247L58 248V246H57L59 251L57 250V248L56 249L53 248V249H55V251H58L59 254L61 253L60 256L63 255V256H65L67 258L68 255L65 254L66 252H68L67 254L73 256V258H71L72 256L68 257V260L70 259L69 261L67 259H63V260H67V262L66 261L63 262L64 264H71L73 262H74V264H76V262L73 261V260H76V259L81 258L83 256H86V257H83L84 260L86 259L87 261H89L87 263L84 262L85 264H91L92 262H93V264H95L94 262L96 260L98 261V262L96 261L97 264H98L99 262H101L100 260H102V259H104L102 261H103V263H105V259L106 258H104V257L108 253H106V255L103 256L102 258L99 257L98 255L97 256H95V255L93 256V254H95V252H96V254L99 253V255L101 254L100 256H102V254H105V252H108V250L106 249L108 247L105 246V250H100L99 249L100 247H102V248H104V247L103 246H99V248H97L98 245L97 246L95 245L96 248L94 247L95 249H93V246H94L93 244H92L93 246L91 245L92 248H90V244L91 243L89 244V246L88 245H83ZM5 245L2 246V243L0 242V261H1L0 264H51V263L54 264V262H55L54 260L57 261V259H54L53 257H52L53 259L51 258L53 262L51 261V259H47L48 256L46 255L47 257H45L40 252V251H42V249L39 250V248H38L39 245L37 246L39 251L35 249L36 251L34 250V252H32V250H30L32 247L29 249L30 251L27 249V248H29L30 244L28 245V247L26 246L27 248L23 247L24 245L22 246V249L26 248L25 250H22V249H20L21 247H18V250L22 254L20 252H18L17 249L16 250L13 249L15 252H13V250L10 249V251L12 250L11 251L12 254L11 253L9 254V250H8L9 247L7 248L6 246H9L10 244L6 245V246ZM32 245H34V244H32ZM68 245H66L67 246L66 248H68ZM251 245H250V249L252 250L254 248L255 243H254V245H252L253 246L252 248H251ZM257 245L258 244L256 243V246ZM261 245H263V244H261ZM42 246L43 245H41L40 247H42ZM85 246L86 247L88 246L89 249L88 248L86 249ZM138 246H139V249H138ZM149 246H150V250H149ZM246 246L248 248V243H247ZM34 247H36V246L34 245ZM50 247H54V246H50ZM116 247H118V248H116ZM240 247H242V245ZM4 248L7 249L8 251L5 250ZM133 248L138 249V250L134 249L135 252H138L137 254H135V256L139 255V256L142 257V259H140L141 257L138 256V259H136L138 261V263L134 259L136 257L133 254V252H134ZM146 248L148 249L147 251L145 250ZM162 248H164V250ZM173 248H174V250H173ZM243 248L245 250V247H243ZM258 248L260 250H262L263 247L262 246L261 247L258 246ZM92 249H93V251L95 250L94 253H93ZM110 249L114 250V252L117 250L115 252L117 254H118V251H120L121 254H120V252H119V254L120 255L123 254V255L119 256V254H118V257H120V258H119V260H117V258H118L117 255L114 252H112ZM165 249H167V250H165ZM229 249H230V251L228 250L229 253L230 252L232 253L231 250H233V249L232 248H229ZM4 250H5V252H3ZM75 250L78 253V257H77V254H75ZM89 250H90V253L92 252L91 256H90ZM151 250L155 252L154 254L157 253V255H159L160 257L158 256V258L156 259L157 256L154 257L153 256L154 254H153V252H151ZM241 250H240L241 252H244L242 248H241ZM251 250H250V252H251ZM254 250L255 249H253V251H252V255H254V258H256L255 263L258 264L259 259L261 258L260 257V255H261L260 252L261 251L258 250V252H259V254H258ZM37 251H38V254H36ZM100 251H105V252H103V253L101 252L100 253ZM181 251H184V252H181ZM17 252L20 253L21 255L18 254ZM43 252H45V250ZM178 252L179 253L181 252V254H179ZM235 252L237 253L236 250H235ZM247 252H248V250H247ZM50 253H52V250L50 251ZM88 253H89V255H88ZM112 253H114L115 255H112ZM159 253H161V252H159ZM200 253H201V255H200ZM240 253H239V257H240ZM7 254H9V255H7ZM45 254H46V252H45ZM148 254H150V255L152 254V256L155 259L154 258L152 259V256H150ZM169 254L172 257L169 256ZM182 254H184V255H182ZM214 255H218V256H216L217 258L213 259ZM63 256L60 257V260H62L61 258H63ZM75 256L77 257L76 259H74ZM88 256H90L92 258V259H90L91 261L88 260L89 259ZM126 256H129V257L127 258ZM147 256H150V257L148 259H146ZM247 256H249V255H247ZM44 257H45V259H44ZM50 257H48V258H50ZM95 257H98V258H101V259L99 260L98 258H95ZM108 257H107V259H108ZM131 257H133V258H131ZM262 257H264V251L262 253ZM93 258H95V260ZM129 258L131 260L132 259L133 260L130 261ZM209 258H210V260H208ZM231 258H232V256H231ZM231 258L229 257V259H231ZM251 258H252V256H251ZM71 259H73V260H71ZM83 259L82 258L78 259L79 261H77V264H79L78 262H80L82 264L83 261H84ZM144 259H146V260H144ZM223 259H224V257H223ZM263 259L261 258L260 262L263 261ZM48 260H49V262H48ZM140 260H142V261L140 262ZM160 261L161 260H159L158 264L160 263ZM162 261L163 262H161V264L165 263V259H163ZM177 261H178V263H177ZM227 261L228 262L230 261V263H234V261H232V259L231 260L227 259L226 262L222 261V263L223 264H227L228 263ZM112 262H109V263L112 264ZM217 262H219V261H217ZM235 262H237V260H235ZM251 262L253 263V261H251ZM243 263L246 264L245 261L243 262V260H242V264ZM255 263H253V264H255ZM57 264H59V262ZM60 264H62V262ZM166 264H167V262H166Z\"/></svg>",
    "mask_w": 264,
    "mask_h": 264
},
{
    "label": "rangeland",
    "instance_id": "obj_2",
    "mask_svg": "<svg viewBox=\"0 0 264 264\" xmlns=\"http://www.w3.org/2000/svg\"><path fill=\"white\" fill-rule=\"evenodd\" d=\"M1 1V0H0ZM3 1V0H2ZM4 1H6V0H4ZM3 1V3L2 2H0L1 4H0V7H1V9H0V17L2 18V13H5L6 12V10H7V7L9 6V3H8V6H6V2L8 1H6V2H4ZM34 2L36 1V0H33ZM38 1H42L43 2V0H38ZM38 1H36V2H38ZM46 1V0H45ZM48 1H50V0H47L46 2L48 3ZM52 1H55V0H51V2ZM65 1V2H64ZM64 1H60V0H56V2L58 3V2H61L62 3V6L61 5H56L54 2H49L50 3V6H49V4H47L46 2H41L42 4L41 5H44L45 6V4H46V9L44 10V14L46 15V13H48L47 11V9H49V11H54V9L55 10H60V14H59V11L58 12H56V15H53L54 13H55V11L53 12V14H52V12H51V14H52V16H50L51 14H47V16L49 15L50 17H52V18H50V17H47V16H45L44 18H42L43 17V13H42V15H41V19H36L38 22H39V24H38V22L36 21V23H35V21H34V19L32 20L33 22H32V24H34V25H39L40 26V22L42 21V19H44V20H46L44 23H43V27H41V28H46L45 27V25L44 24H46V26H49L50 27V24L51 25H53V23L54 22H52L54 19L55 20H57V19H59V20H57L60 24L58 25V22L56 21V25L55 26H57L58 25V28H59V30H57V28L54 26V28L56 29V31H54V33L56 32V36L57 35H59V33L61 32V30H62V28H63V26L65 25V22L67 21V19H68V22H70V20L74 17V16H71V18H69L68 16V18L67 17H65L66 15H63V11L64 10H62V9H64V6H63V2H64V5L66 6L65 8L67 9L69 6H72L71 5V3H69L70 1H72V4L74 3L75 4V2H77L78 0H64ZM80 1V0H79ZM82 2L83 1H85V0H81ZM81 1H80V3H76V5L77 6H81L82 8L83 7H85L86 8V6H82L84 3H81ZM125 2L127 1H129V0H124ZM146 1V0H145ZM150 1H151V3H153L154 4V0H149V2H147L146 1V3H147V5H151V3H150ZM153 1V2H152ZM158 1H160V0H155V2H158ZM204 1V0H203ZM211 1V2H210ZM257 0H209L208 2L210 3V4H212V5H208V2L206 3V5L205 6H207V8H206V10L208 11V7H210V9H209V11H211V12H209L210 14H207V15H205V16H207V18L205 17V16H201V15H198V16H200L199 18L201 19V17L203 18V17H205L206 18V20L207 19H209L208 21H204L205 22V26L206 27H208L206 24V22H208L209 24V27H208V29H206V27H204V26H199L198 25V27H200V28H202V30L201 29H199L197 26V30L196 29H194V31L193 32H198V34H199V31L201 32L200 33V35H198L196 32V37L198 36V39L200 40V42H198V39H197V42H196V44L197 43H200L201 44V46L198 44V48H197V50H195L194 49V44H193V40H194V38L192 39V38H190V37H193L194 35H193V32H192V27L193 28H195L194 26L196 25V24H194V26H191L190 27V29H191V31H190V29H188L189 30V32L188 33H191L192 34V36H191V34L189 35V37L188 38H190V39H192L191 41H192V44L189 42V40L190 39H188V38H186L185 36V38L186 39H188V41L187 40H184V38H182V40H184V41H187L189 44H191V48L192 49H194L193 51H194V53H193V55H192V50L191 51H189V53H190V58L188 59V61H184V60H182L181 62H185L184 63V65L185 64H187L188 63V65H185V67L187 66V68H189V70L187 71L186 69V72H184V71H182V72H184L185 73V75H184V73H180L181 75L180 76H178V77H181L180 79H179V81H175V80H178V77H177V75H176V77L175 76H173V78H174V80L173 79H171L172 77H170L169 75V77L170 78H168L167 77V79L164 77V82H163V84L165 83V81H166V85H167V87L166 86H164L163 88H165V89H163V90H167V88H169L168 86H169V84H167V83H169V81H172L173 83H174V81L178 84L177 85V87H175V85H176V83H174V88H172L171 89V87H170V89H168V90H170V91H166V92H163V91H161L160 90V88H157V89H159L160 91H161V93L162 94H159L158 92H155L154 94H157L158 93V97L157 98H159L158 100H160V101H158V103L160 102H162V101H164V102H162L161 103V107L159 108L160 110H161V108H162V106L163 105H165L166 106V104L165 103H167V106H168V101H170V102H172V100H173V102L175 101V105H176V108L175 109H173L174 107H175V105H174V103L173 104H170L171 105V108H172V111H170L171 110V108L170 107H167V108H170V110L168 111V114H169V112H172V113H170V114H172L170 117V121H168L169 120V118L166 120V121H163V122H161L160 121V117H162V113H163V120H165L167 117H169V115L168 116H166L165 118H164V115H166L167 114V110H166V107H163V108H165V110H166V114H165V112L163 111V112H161V116L159 115V119L157 118V113L158 112H156V115H155V117L157 118H154V120H159L160 122H161V124L162 123H164L165 125H163V126H165L166 128H167V130L166 129H163V130H165V132L166 133H164V134H166V136L165 135H161L162 133H160V138H159V140H158V142H156L155 141V139H153V143H154V145H155V147L157 146V147H159L158 149H157V152H156V149L154 150V146L152 145V148H153V155L151 156V159H153V156H154V153L156 154L155 156H154V158H156L155 159V161H154V159L152 160V161H154L155 162V164H154V162H153V164H151V163H149V164H151L152 165V167L149 165V168H150V172H148V176H146V178L148 177L149 179H152L153 180V178H156L157 176L156 175H158L159 176V172H161V171H163V168L165 169L166 168V166L168 167V165L172 162V161H170L169 160V158H170V156H172V152H173V149H175V144H176V142L178 141V140H180V139H182V137L181 136H183V135H181V133L183 132V130L186 128V127H188L190 124H192L196 119L198 120V117H200V116H202V115H200V114H198V115H200V116H198V115H196L195 113H194V111L198 108V106H199V104H204V103H207V102H211V99H212V101H216V103H219V104H221V106H223L224 107V111H226V109H228V108H230L231 106H233L232 108H237V107H239L238 109H232L234 112H232V111H229V110H231V109H229V110H227V112L226 113H228V111L231 113V114H235L234 116L232 115V117H233V119H237V117H239L240 118V120H246L245 119V117H246V115H250V114H253V113H251V111L252 112H254L255 113V111H256V107L254 108V106H257V108H258V106H260L261 104L262 105H264V96L262 97V95H264V57H262L261 55V52L263 51V49H264V47L262 46V45H264V37H263V35H262V37L260 36L263 32H264V29H262V28H264V27H261L262 26V24H261V22L259 23V25L257 24V23H254V24H257L258 26H260V28H261V30H259L258 32L260 33V34H258V33H256V31L255 32H253L252 30H253V28H254V26H256L257 27V25H254V24H252V23H250V21L252 20V18H253V16H252V18H251V15L253 14V13H255L254 15L256 16V17H258V16H260L261 15V17H262V15L263 14H261V11H262V13L264 12V10H262L261 8H259V7H257V6H255V5H257L255 2H256ZM264 1V0H263ZM40 2L38 3V4H40ZM121 2H122V0H121ZM124 2V3H125ZM161 2V1H160ZM174 2H177L176 0L174 1L173 0V3H171V4H174L175 5V3ZM202 1H200V3H201ZM205 2V1H204ZM258 3H260V2H262L261 0H258L257 1ZM4 3H5V5H4ZM53 3H54V5H53ZM61 3H59V4H61ZM67 3V4H66ZM123 3V2H122ZM146 3H143V5H145L144 7L143 6H140L141 8H139L138 7V5H141L140 3L139 4H137V6L135 5L134 7H136V8H138V11L140 12V14L139 13H137L138 11L136 10V13L138 14V15H136V13H135V15L136 16H140V18L139 19H137L136 18V20H141L140 22L141 23H139V21H137V23H134L135 22V20L134 19H131V18H129V19H131V21H129L130 23H128L127 22V20L126 21H124V23H121V21L119 20V22L117 23V24H124L123 26H125L123 29H125V28H129V26H131L133 23V28H134V26L136 27V29H134V32H137V33H133V35L131 36L130 35V39L128 38L129 36L128 35H126V34H124V36L126 35V37H122V39L123 38H125L123 41H127V39H128V41L129 40H133L134 38H137V39H134L135 41H136V43H137V45L138 46H140L139 48H141V49H143L144 48V46H147V48H145L148 52H150L149 50H151V48H153V46H154V48H155V46L156 47H158V45L160 44L159 43V41H157V39L159 40L162 36H160V35H163V34H166L165 32L167 31V28H168V26H171L172 24V22L171 23H169V20H171L172 18V20H174V22H177L178 20H179V22L181 23V21L180 20H184V19H182L181 17H180V15L182 14H178V13H176L177 11L178 12H180L178 9H176L175 7H174V5H173V7H170V6H172L171 4H170V6L167 4V7H169V8H167L166 7V4H164V2H161V4L160 5H163L164 4V6H161L162 8H163V10H161L162 8L158 5V7H157V4L158 3H156V7H155V5H151V6H153L154 7V10H152V8L149 6H147L148 8H146L145 9V7H146ZM163 3V4H162ZM14 4V3H13ZM80 4H82V5H80ZM255 4V5H254ZM262 5L264 4V2H262L261 3ZM15 5V4H14ZM68 5V6H67ZM75 5V6H76ZM85 5H87L86 4V1H85ZM255 6L258 10H256V8L254 9L252 6ZM259 5V4H258ZM262 5H261V7H262ZM57 8H56V7ZM61 6V7H60ZM74 6V7H75ZM76 6V7H77ZM176 6V5H175ZM181 6V5H180ZM179 5H178V7H180ZM203 6H204V4H203ZM204 6V7H205ZM212 6V7H211ZM264 6V5H263ZM49 7V8H48ZM50 7H51V9H50ZM61 9H60V8ZM80 7V10H83L82 8ZM142 7H143V9H145V10H147V12L145 11V10H143V11H140L139 9H141L142 10ZM160 7V8H159ZM177 7V8H178ZM6 9V10H4V9ZM11 8H12V6H11ZM44 8V7H43ZM42 8V9H43ZM59 8V9H58ZM78 8V7H77ZM151 8V9H150ZM155 8L157 9L156 10V14H155ZM159 8V9H158ZM164 8L166 9V11H164ZM170 8H172L171 10H170ZM173 8H175V10H177L176 12H175V10L173 9ZM149 9H150V11H149ZM180 9H182V7L180 8ZM259 9H260V11H259ZM10 10V9H9ZM9 10H7L8 12H9ZM94 11V13H93V17L95 18L96 16H98L99 14H95V12H99V11H95L96 9H93ZM161 12H167V10H168V12H167V14L166 15H168V13L170 14V16L168 17L169 19L167 20L168 22V26H166L165 24H161L160 25V22L159 23H152V24H150L152 21H153V18H154V21L155 22H158L159 21V19L158 18H160L161 17V15L162 16H164L163 14H165L164 12L163 13H161ZM170 10V11H169ZM182 10H184V9H182ZM181 10V11H182ZM252 10H256V11H253L252 12ZM5 11V12H4ZM88 12L90 11V10H87ZM92 11V10H91ZM134 11H135V9H134ZM152 11H154L153 13H152ZM185 11V10H184ZM207 11H205L206 13H208ZM8 12H6V13H8ZM43 12V11H42ZM83 12V11H82ZM141 12H143L144 13V15L145 16H143L142 17V19L144 20H142L141 19ZM151 12V13H150ZM161 14H160V13ZM173 12H175V15L176 14H178V16L176 17L174 14H173ZM205 12H204V14H205ZM259 12H260V14H259ZM62 13V14H61ZM91 13V14H92ZM147 13V14H146ZM159 13V14H158ZM35 15H37V13H34ZM66 14V13H65ZM87 14V13H86ZM86 14H83L82 16H84V15H86ZM91 14H87V15H91ZM96 16H95V15ZM153 14V15H152ZM172 14V15H171ZM185 14V13H184ZM203 14V15H204ZM259 14V15H258ZM31 15V14H30ZM39 15V14H38ZM135 15L134 16H131L132 18H135ZM150 15H152L151 16V18H150ZM154 15L156 16V17H154ZM158 15H160L159 17H157ZM210 15V16H209ZM81 16V17H82ZM173 16H175V17H173ZM183 16V15H182ZM264 16V15H263ZM37 17V16H36ZM47 17V18H46ZM55 17V18H54ZM57 17V18H56ZM64 17V18H63ZM85 17H91V18H93L92 17V15L91 16H85ZM85 17H83L84 18V20H85ZM153 17V18H152ZM166 17V16H165ZM181 18V19H178V18ZM209 17V18H208ZM0 18V21H2L3 19L5 20V16L3 15V18L1 19ZM28 18V17H27ZM26 18V19H27ZM33 18V17H32ZM37 18H39V17H37ZM46 18V19H45ZM65 18H67V19H65ZM83 18H82V20L81 21H83ZM146 18V19H145ZM148 18H150L149 20H148ZM158 19V21H157V19ZM178 20H177V19ZM196 19H198V17H195ZM194 18V19H195ZM29 19H30V16H29ZM49 19H51V20H49ZM53 19V20H52ZM63 19V20H62ZM118 19V18H117ZM152 19V20H151ZM176 19V20H175ZM193 19V20H194ZM195 19V20H196ZM200 19L198 20V23L197 24H199V23H201V24H203V22H200ZM251 19V20H250ZM254 19V18H253ZM256 19V18H255ZM262 19H263V22H264V18L262 17ZM262 19L260 18H257V20H261L262 21ZM41 20V21H40ZM43 20V21H44ZM54 20V21H55ZM148 20V22L146 23V21ZM171 20V21H172ZM21 21H23V22H25V19L24 20H21ZM21 21H19V22H21ZM42 21V22H43ZM51 22V23H48V22ZM62 21V22H61ZM115 21H118V20H115ZM115 21H111V22H114L112 25H114L113 27V31H115V28H117L118 27V25L116 26V22ZM151 21V22H150ZM190 21V23H193V22H191L192 20L190 19L189 20ZM189 21H187L188 23H189ZM197 21V20H196ZM202 21H203V19H202ZM256 21V20H255ZM255 21H253V22H255ZM19 23V25H16L15 24V27L16 26H18V28L16 27H14V29H17L18 30V32L17 33H15L16 32V30H12V29H10L11 31H13V32H11V31H8V32H11L12 34L13 33H15L16 35L19 33V30H21V31H24V30H27L28 29V27L26 26V25H24L25 23L26 24H28L29 22H31V21H29L28 20V23H27V20H26V22L25 23ZM127 22V23H126ZM143 22L146 24V25H153V27L151 28L152 29V31H154V32H156V31H161V27H163L164 25V29L162 28V31L164 30V32H159V35H158V32L157 33H152L151 31H150V33L151 34H153V35H151V34H149V29H150V27L151 26H147V27H149V29L147 28V31H144V32H141L142 34H143V36L141 35V34H138L139 32H138V29H140L141 28V30H139V31H143L142 30V27L140 26V25H142L143 24ZM179 22H177V23H175V25L172 27H169L168 29V33L169 34H171V31H175V28L177 27L176 26V24H178L179 26H181V24L179 23ZM184 22H185V20H184ZM223 22V23H222ZM256 22H258V21H256ZM262 22V23H263ZM17 23V22H16ZM67 23V22H66ZM139 23V24H138ZM166 23V24H167ZM226 24L227 26H230L228 29L229 30H227L226 29V25H223V27L225 26V29L227 30V32L226 33H224V34H228V32L230 33V34H228L227 36H226V39H225V41H224V43H221L220 44V47L219 46H216V48H218V50L217 51H220V55H221V59H219L218 57L217 58H215V55H217L216 53V51L214 50V52H215V54L213 53V49H215V47H212L213 45H211L212 44V42L211 41H213L214 39L215 40H217L216 42L217 43H219L222 39H223V37L221 38V40L219 39V38H215V36L216 35H219V33L221 32L220 31V29L221 30H223L222 28H220V26H221V24ZM20 24H21V26L23 27H26V28H22L21 26H20ZM29 24H31V23H29ZM31 24V25H32ZM42 24V23H41ZM48 24V25H47ZM170 24V25H169ZM174 24V23H173ZM200 24V25H201ZM220 24V25H219ZM236 25V26H232V25ZM251 24H252V26H251ZM261 24V25H260ZM30 25V26H31ZM34 25H32V26H34ZM109 25V24H108ZM112 25H110L109 27H111V28H109V29H112ZM120 25V26H121ZM139 26V28H137L138 26ZM144 25V24H143ZM154 25L157 27V29H156V27H154ZM186 25H187V23H186ZM2 26H4V25H2ZM1 26V27H2ZM14 26V25H13ZM39 26H37V28H39ZM59 26H61V27H59ZM119 26V27H120ZM128 26V27H127ZM161 26V27H160ZM179 26H178V29H179ZM188 26V25H187ZM20 27V28H19ZM107 27V26H106ZM118 27V28H119ZM144 27H145V25H144ZM143 27V28H144ZM165 27H166V29H165ZM235 27V28H234ZM252 29H251V28ZM6 28V27H5ZM11 28V27H10ZM13 28V27H12ZM34 28H36L35 26H34ZM34 28H31L30 29V27H29V30H32V29H34ZM48 28V27H47ZM46 28V29H47ZM53 27L51 28L52 30L54 29ZM60 28H61V30H60ZM79 28V27H78ZM117 28V29H118ZM121 28V27H120ZM154 28V29H153ZM173 28L174 30H171V29ZM189 28V27H188ZM204 28L206 29L205 31H204ZM1 29V28H0ZM8 29V28H7ZM54 29V30H55ZM117 29H116V31H117ZM146 29V28H145ZM144 29V30H145ZM150 29V30H151ZM256 29V28H255ZM254 29V30H255ZM9 30V29H8ZM28 30V31H29ZM47 30H49V28L47 29ZM46 30V31H47ZM100 30V29H99ZM98 30V33L99 32H101V33H99L100 34V37H103L104 38V36L106 37L107 35H108V33H107V31L106 30H108V28H106V30H105V28L103 27V29L102 30H100L99 31ZM104 30V31H103ZM135 30H137V31H135ZM156 30V31H155ZM171 30V31H170ZM177 30V29H176ZM184 30H187V28L186 29H184ZM187 30V31H188ZM232 30V31H231ZM5 32L6 31V29H4L3 28V30H2V32ZM57 31H58V33H57ZM97 31V30H96ZM95 31V33L96 34H98L97 32ZM103 31V32H102ZM231 31V32H230ZM261 31H263L262 33H261ZM1 32V31H0ZM0 33V35H1V39L0 40H2L3 42L5 41L6 42V44H3V42L2 41H0V42H2V44L4 45H1L0 46V48H2V46H3V49H4V47L8 44V42H7V40H6V38H8V37H5V40L2 38L3 37V33ZM25 32V31H24ZM108 32H109V30H108ZM146 32V33H145ZM148 32V33H147ZM177 32V31H176ZM224 32V31H223ZM21 33V32H20ZM18 34V35H22V34ZM26 33V32H25ZM86 33V32H85ZM85 33L83 34V35H85ZM94 33V32H93ZM103 33L105 34V35H103ZM173 33H175V32H173ZM172 33V34H173ZM188 33H185L186 35L188 34ZM7 34H9V33H7ZM136 35V37H135V35ZM138 34V35H137ZM145 34H147V36L149 37L150 35V37H151V43L150 44H147V45H142L143 44V42H144V35ZM156 34V35H155ZM182 34H184V32H182ZM264 34V33H263ZM5 35H6V33H5ZM18 35H17V37L13 34V39L12 38H10L12 35H10L9 36V38L10 39H12L13 40V42L14 43H16L17 45H15V46H25V45H27V44H25V42L24 41H19V37H18ZM86 35H88V34H86ZM92 35V34H91ZM158 35V37H155V36H157ZM7 36V35H6ZM89 36V35H88ZM93 36V35H92ZM97 36H99V35H96L95 37V39H97ZM133 36H134V38H133ZM138 36V37H137ZM165 37H167V36H169V35H164ZM223 36V35H222ZM86 37V36H85ZM94 37V36H93ZM141 37V38H140ZM143 37V38H142ZM145 37H146V35H145ZM217 37H219V36H217ZM221 37V36H220ZM15 38H18V39H15ZM133 38V39H132ZM154 38H155V41H154ZM157 38V39H156ZM164 40L163 41H166L165 40V38L164 37H162ZM171 38V36L168 38V39H170ZM173 38V37H172ZM10 39H8V41H9V44L12 42H10ZM122 39L119 41V43L118 44H120V45H116V46H119L120 47V51H119V47H115V44H112V43H110L111 44V46L109 45V43H107L106 44V42L105 43H102L103 45H104V47H105V49H107V51L105 50L104 51V47L102 46V44L100 45V46H102L101 47V50H98V48H100V46L96 49L97 51L96 52H101L102 50V52H101V54L99 53L98 55H102L103 56V54H104V56H105V53L104 52H107V53H109V51L111 52V51H113L114 50V52L112 53V54H114L115 56H120L119 54L120 53H122V51L124 50V49H126L125 47H127V44H124V49L122 48V50H121V45H123V42H122ZM139 39H140V43H142V44H139L138 42H139ZM143 40V42H142V40ZM167 39V40H168ZM17 40V41H16ZM218 40H220L219 42H218ZM21 42V44L20 45H18V43L19 42ZM125 41V43H128V41L126 42ZM153 41H154V43L156 44V42H157V44L155 45V44H153ZM173 41H175V40H171V42H169V43H172ZM196 41V40H195ZM12 42V43H13ZM160 42L162 43V44H160V47L162 48L163 47V44L165 45V43H163L162 42V40L160 39ZM167 42V41H166ZM187 42H185L186 44H187ZM202 42V43H201ZM223 42V41H222ZM11 43V44H12ZM23 43L25 44V45H23ZM135 43V42H134ZM174 43V42H173ZM177 42L175 41V44H176ZM185 43L183 44V45H185ZM211 43V44H210ZM215 42H213V44H214ZM216 43V44H217ZM8 44V45H9ZM10 44V45H11ZM30 44H32V43H30ZM152 44V45H151ZM195 44V46H197ZM215 44V45H216ZM14 45V44H13ZM108 45V46H107ZM126 45V46H125ZM149 45V46H148ZM177 45V44H176ZM214 45V46H215ZM217 45H219V44H217ZM27 46H29V43H28V45ZM137 46V47H138ZM143 46V47H142ZM173 46V45H172ZM171 46V47H172ZM193 46V47H192ZM8 46H6V48H7ZM115 47V48H114ZM170 47V46H169ZM175 47V46H174ZM184 49H188V48H185V47H187V45H185V46H182ZM112 48H114L113 50H111ZM160 48V49H161ZM173 48V47H172ZM178 48V47H177ZM177 48H174V50L175 49H177ZM115 49H118V50H115ZM144 49V50H145ZM159 48H157V50H158ZM184 49H178L179 51L180 50H184ZM171 50V49H170ZM173 49H172V51L171 52H168L167 50H165L166 52H168V53H164L165 51H163V49H162V52H161V50H159V52L158 51H156L155 52V54L156 53H158L155 57H157V56H159V57H157V59H156V61L157 62H155L157 65H155V66H153V64H152V70H153V68H155L154 70H156L157 68H159L158 66H160V64H165V62H163L162 60H164L165 58L166 59H168L169 60V58H170V56H172V55H174V54H172V53H174L173 51H174ZM177 50V51H178ZM1 51V50H0ZM3 51V50H2ZM119 52V54H118V52ZM185 51V50H184ZM184 51H181V52H184ZM4 52V51H3ZM152 52H153V50H152ZM161 52V53H160ZM175 52H176V50H175ZM197 52V53H196ZM106 53V54H107ZM176 53H179V52H176ZM188 52H186V54H187ZM110 54V53H109ZM109 54H107V55H109ZM112 54H110V55H112ZM166 54V55H165ZM169 55V57H167L168 55ZM179 54H181V53H179ZM213 54H214V58H215V61L213 60H211V58L212 59H214L213 58ZM218 54H219V52H218ZM259 54V55H258ZM13 55H14V53H13ZM12 55V57H14ZM182 55V54H181ZM193 57H192V56ZM263 55H264V53H263ZM154 55H152V57H153ZM161 56V57H160ZM162 56H163V59H160V58H162ZM175 56H176V54H175ZM188 56V55H187ZM165 57V58H164ZM174 57V56H173ZM181 57V56H180ZM154 58V57H153ZM262 58V59H261ZM89 59H91V57L89 58ZM88 59V60H89ZM171 59V58H170ZM175 59H176V57H175ZM177 59H178V57H177ZM176 59V60H177ZM185 59V58H184ZM187 59V58H186ZM218 59H219V61H218ZM92 60V59H91ZM91 60H89V61H91ZM150 60H152V59H150ZM153 60H155V58L153 59ZM179 60H181V59H179ZM191 60V61H190ZM161 61V62H160ZM164 61H167V60H164ZM178 61V60H177ZM210 61V62H209ZM93 62L95 63V64H93ZM160 62V63H159ZM174 62H175V60H174ZM191 62H192V64H191ZM214 62V63H213ZM216 62H218L217 64H216ZM90 65H92L93 67H96V65H98L99 63L97 62V60H96V62H95V59L92 61V62H88ZM97 63V64H96ZM148 63V62H147ZM146 63V65L147 66H149L148 64ZM154 63V64H155ZM167 63H170V61L169 62H167ZM178 63V62H177ZM180 63V62H179ZM190 63V64H189ZM208 63H212V66L210 65V68L211 67H213V64H214V66H215V64H216V66L214 67L215 69H216V71L215 72H213V74H212V80H210L211 81V83L206 79L207 78V75L209 74V73H211V72H208V70H209V67L206 69V67L205 66H208ZM180 65V64H179ZM178 65V66H179ZM205 65V66H204ZM145 66V65H144ZM150 66H151V64H150ZM150 66H149V68H150ZM167 66V65H166ZM169 66H170V64H169ZM168 66V67H169ZM173 66H175L176 67V65L174 64ZM181 66V65H180ZM179 66V67H180ZM218 66V67H217ZM92 67V68H93ZM160 67H162V66H160ZM145 68V67H144ZM147 68V67H146ZM167 68V67H166ZM170 68L172 69L173 67H171L170 66ZM169 68V69H170ZM162 69V68H161ZM170 69V70H171ZM180 70L182 69V66L179 68ZM178 69V70H179ZM213 69V68H212ZM215 69H213V70H215ZM152 70H151V72H152ZM153 70V71H154ZM159 70V69H158ZM173 70H174V68H173ZM177 70V69H176ZM207 70V71H206ZM172 71V70H171ZM211 71V70H210ZM156 72H158L157 70H156ZM155 71H154V75L156 76V73ZM180 72V71H179ZM222 72V73H221ZM165 73V72H164ZM207 73V74H206ZM62 74V73H61ZM61 74H59V76H58V78H61L62 76H60ZM215 74V75H214ZM205 75H206V77H205ZM155 76H152V77H155ZM165 76H167V75H165ZM209 76V75H208ZM182 77H184V78H182ZM210 77H211V75H210ZM56 77H54V79H55ZM177 78V79H176ZM166 79V80H165ZM170 79V80H169ZM204 80H206V82H204ZM168 81V82H167ZM144 82V81H143ZM214 82V83H213ZM173 83H171L170 85H172ZM205 83V84H204ZM134 84H135V86H134ZM134 84H131L130 85V87L128 86V85H126L125 83L123 84V87H122V85H121V88H118V89H120L121 90V92L125 89V86L124 85H126V88L127 89H125V93H124V91L122 92V93H120V90H115L114 91V89H111L112 87H108L109 89H107V90H104V92L107 94H110V95H106L107 97H104V94H103V100H102V102L106 105V106H104L103 105V103L101 102V100H100V103H101V108L102 109H104L103 107H105V109H104V113H105V115H106V113H109V114H111L110 115V117H112V118H114L112 121H111V123H109V124H111V127H110V125L107 123L106 125L107 126H105V128L106 129H109V130H107L108 132H111L112 133V135H113V133L115 134V135H119V137H122L123 138V136L126 138V136L127 137H131L136 131L137 132H139V130H137V127L140 129V125H144V123L143 122H145V121H147V120H150V119H148V115H144V114H142L143 112H145V111H150L153 107L154 108H156V106L155 105H157V100H156V103L155 102H151L150 103V100H149V103H148V100L147 99H144L145 101H143L142 99H140V100H135V97H133V96H135L137 93H139V92H137V86L138 85H140V82H137V83H134ZM138 84V85H137ZM112 85V82L110 83V86ZM207 85V86H206ZM109 86V85H108ZM119 87V86H118ZM132 87V88H131ZM139 87V86H138ZM143 87V86H142ZM122 88H123V90H122ZM141 88V87H140ZM134 89V90H133ZM108 90H110V91H108ZM127 90L129 91V92H127ZM131 90V91H130ZM173 90V91H172ZM108 91V92H107ZM204 91V92H203ZM113 92V93H112ZM117 92V93H116ZM208 94H210V95H208ZM259 92H260V94H259ZM124 93V95L123 96H126V95H128L127 93H131V96L132 97H123V100H122V98L120 99L119 97H121V94H123ZM133 93V94H132ZM135 93V94H134ZM145 94H143V96L144 95H146V92H144ZM203 93H205V96H204V94ZM259 95V96H257V94ZM115 94H117V95H115ZM141 94V93H140ZM139 94V96H141ZM262 94V95H261ZM115 95V96H114ZM203 95V96H202ZM207 95H208V99H207ZM117 96V97H116ZM253 96H255V97H253ZM116 97V98H115ZM161 97V98H160ZM200 97H201V99H200ZM203 97H204V99H206V100H204L203 99ZM257 97V98H256ZM260 97H262V101H261V98ZM117 98H119L118 100H121V101H117ZM126 100H125V99ZM130 98H132V100H133V98H134V100L132 101V100H130V101H128ZM138 98V97H137ZM165 98V99H164ZM251 98H253V99H251ZM254 98H256L257 100L260 98V100H258V101H256V99L254 100ZM162 99V100H161ZM166 99H168V100H166ZM172 99V100H171ZM198 99L199 100H202L203 99V101H204V103L201 101L200 103H199V101H198ZM235 99V100H234ZM236 99H238V102L236 101ZM60 100V99H59ZM61 101V100H60ZM60 101H58L57 103H59ZM122 101H123V103H122ZM136 101H142V103H144V104H146V105H142V106H138L139 104H137L138 102H136ZM167 101V102H166ZM233 101V102H232ZM235 101L240 105V106H234V103H235ZM255 101V102H254ZM117 102H118V104H117ZM129 102V103H128ZM133 102V103H132ZM209 102V103H210ZM232 102V103H231ZM251 102H253V103H251ZM261 102V103H260ZM209 103H207L208 105H209ZM211 103H213V102H211ZM211 103H210V105H211ZM235 104V105H238V104ZM250 104V106H249V104ZM254 103H256V104H254ZM129 104V105H128ZM132 104V105H131ZM137 104V105H136ZM152 104V107L150 106ZM155 104V105H154ZM201 104V105H202ZM215 104V103H214ZM213 104V105H214ZM218 104V106H216L217 107V110L219 111L220 109H222V108H220V105ZM228 104H231L230 106L228 105ZM233 104V105H232ZM119 105V106H118ZM124 105V106H123ZM127 105V106H126ZM141 105V104H140ZM148 105V106H147ZM154 105V106H153ZM172 105H174L173 107H172ZM198 105V106H197ZM215 105H217V104H215ZM214 105V106H215ZM254 105V106H253ZM261 105V106H262ZM103 106V107H102ZM126 106V107H125ZM159 106V105H158ZM260 106V107H261ZM99 107H100V105H99ZM124 109H123V108ZM128 107V108H127ZM151 107V109L149 110V108ZM212 107V106H211ZM215 107V108H216ZM259 107V108H260ZM263 107V106H262ZM261 107V108H262ZM101 108H99V109H101ZM127 108V109H126ZM153 108V110H155ZM158 108V107H157ZM196 108V109H195ZM207 109H208V107H206ZM253 108L255 109V110H253ZM258 108V109H259ZM97 109H98V106H97ZM200 109V108H199ZM198 109V110H199ZM201 109H205L204 107L203 108H201ZM200 109V111H202ZM206 109V110H207ZM212 109V108H211ZM210 109V110H211ZM263 109H264V107H263ZM158 110V109H157ZM159 110V111H160ZM216 110V111H217ZM249 110H250V112H249ZM96 111V110H95ZM106 111V112H105ZM121 112V114H120V112ZM197 111V110H196ZM208 111V110H207ZM207 111H205V112H207ZM215 111V110H214ZM217 111V112H218ZM221 112L223 111V110H220ZM219 111V112H220ZM223 111V112H224ZM257 111H259V110H257ZM256 111V112H257ZM262 110H260V112H261ZM99 112H101V111H99ZM198 112V111H197ZM204 112V113H205ZM211 112V111H210ZM209 112V113H210ZM213 112V111H212ZM218 112V113H219ZM222 112V113H223ZM93 113H94V111H93ZM92 113V114H93ZM104 113H101V114H104ZM112 113H114V114H112ZM118 115H117V114ZM141 113V114H140ZM146 113V112H145ZM203 112H202V114H204ZM213 113H215V112H213ZM222 113H219V114H222ZM225 112H224V114H226ZM230 113H228L229 115H230ZM248 113V114H247ZM262 113V112H261ZM261 113H259L258 112V114H261ZM95 114V113H94ZM97 114V115H96ZM95 115L96 116H99L98 115V113H96ZM211 114V113H210ZM209 114V115H210ZM228 114H226V115H223V116H227ZM89 115H91V114H89ZM95 115H93V117L95 116ZM104 115V118L106 117ZM108 115V114H107ZM142 115H144V116H142ZM207 115H208V113H207ZM212 115V114H211ZM210 115V116H211ZM213 115H215V114H213ZM218 114H216L215 115V118H216V116H217ZM228 115V116H229ZM237 115V116H236ZM109 116V115H108ZM113 116H115V117H113ZM150 116H152V115H150ZM206 116V115H205ZM209 116V117H210ZM220 116H222V115H220ZM236 116V117H235ZM253 116V115H252ZM254 116H257V117H259L258 119H261L262 118V120L264 121V119H263V117H264V115H261V116H259V115H254ZM69 117V116H68ZM67 117V118H68ZM92 116H90V118H91ZM101 117V116H100ZM209 117H208V119H209ZM214 117V116H213ZM218 117H219V115H218ZM249 117V116H248ZM115 118H117V119H115ZM227 118H231V116L230 117H227ZM238 118V119H239ZM66 119V118H65ZM97 119V118H96ZM100 119V118H99ZM101 119H103V118H101ZM205 119H206V117H205ZM248 119V118H247ZM250 119V118H249ZM248 119V120H249ZM59 120V119H58ZM62 120V119H61ZM95 119L94 118H92L91 119V121L93 122ZM104 120V119H103ZM105 120H107V119H105ZM199 120H201V118H199ZM262 120H260V121H262ZM259 121V120H258ZM260 121L257 123V126H259L260 125ZM140 122H142V123H140ZM156 121H154V123H155ZM197 122V121H196ZM254 124L256 125V122L257 121H255L254 120ZM139 123V124H138ZM159 122L157 121V126H156V128H159V124H158ZM262 123V122H261ZM146 124V123H145ZM142 125V126H143ZM148 122H147V129H146V131H145V133L144 134H151V132L153 133V132H155L154 130L155 129H151V128H148ZM152 126V125H151ZM144 127V126H143ZM154 127V126H153ZM164 127V128H165ZM142 128V127H141ZM145 128V127H144ZM144 128H143V130H144ZM163 128V127H162ZM151 129V130H150ZM159 129H161V128H159ZM257 129V128H256ZM135 130V131H134ZM142 130V129H141ZM149 130V131H148ZM151 131V132H150ZM160 130H158L157 129V132H159ZM167 131H168V133H167ZM255 131V130H254ZM254 131H253V133H254ZM116 132V133H115ZM118 132H119V134H118ZM149 132V133H148ZM256 132V131H255ZM107 132H105V134H106ZM87 134V133H86ZM105 134H103V135H105ZM108 134H110V133H107V135ZM122 134V136H120ZM149 134V135H150ZM156 134V133H155ZM168 134V135H167ZM84 135V134H83ZM114 135V136H115ZM86 136V138H87V135H85ZM83 137V136H82ZM162 138L164 139V140H162ZM9 139V138H8ZM14 139V138H13ZM124 139V138H123ZM86 140V139H85ZM160 140H162V141H160ZM263 141V140H262ZM261 141V142H262ZM161 142V143H160ZM157 143V144H156ZM159 143V144H158ZM162 144H164V145H162ZM262 144H264V141H263V143H261V144H259L260 146L262 145ZM31 145V144H30ZM133 145V146H132ZM160 145V146H159ZM131 146V147H130ZM260 146H258V147H260ZM33 147V146H32ZM128 147H130V148H132V147H134V143H133V140H132V142H130V145H128ZM261 148V150H259ZM259 149H256L257 151H256V153H260V154H258V156H257V158H255V159H251V160H249L248 161V168H247V166H246V169L247 170H245V173L243 172V171H241V172H239V173H241L242 175H243V179L245 180H249V181H244V180H241L242 178L240 177V181H241V184H240V181L237 179V177L239 176V175H237V177H236V179H237V181L239 182V183H236L237 181H234V177L233 178H229L230 177V174H231V172H230V174H229V172H226L225 174H224V170H217L215 173L216 174H213V175H211V177H210V179L208 180V181H206V182H204L200 187H197L198 186V184H196V185H194V190H195V187L197 188L195 191L198 193H196V192H194V193H196L197 195V198H196V196H194V194H193V192H191L192 190L191 189H188V190H184V192L186 191L187 193H185V194H188L189 192H191L192 194H193V196H194V198L196 199V201H197V203L196 202H194V201H188L187 202V206H185L186 208H184L185 210H187V211H189V210H191V215H193L192 213H194L193 211H195L196 212V210L199 208V206L200 207H202L203 205H205V203L207 202H205V200H207V199H210V200H208V203L210 204V202L211 201H213V198L212 197H210L209 195H211V192L214 190L215 192H212L213 194H212V196L213 195H215V193L216 194H222V198L220 197V195L218 194V197H217V195H215L216 197H214V199L215 200H217V202L216 203H220V199L223 201L222 202V205L220 206L221 208H220V210L222 209V211H226L227 213H225V211H224V214H223V212H222V215L224 216L223 217V222L219 225V239H221L222 241H220V242H218V243H220V244H222L223 245V248H224V250L221 252V254H219V256L218 255H214L213 256V259H215V258H217L216 256H218V258L217 259H215V260H213V262H212V264H223L222 263V261H225L226 262V260L228 259V260H231L232 259V261H234V263H230V261L227 263V264H242V260H243V262L245 261V263L246 264H253V263H255V260H256V258H254V255H252V251H253V249H255L254 251L255 252H257L258 254H259V252H258V250H260L259 248H258V246H262L263 248H262V250H260L261 252H260V257L263 259L264 257H262V253H263V251H264V215H263V211H264V146L262 145V147H260ZM33 149H34V147H33ZM177 149V148H176ZM175 149V151H177ZM30 150H32V149H30ZM35 150V149H34ZM159 151V152H158ZM175 151H174V154H175ZM259 151V152H258ZM261 151V152H260ZM34 152V151H33ZM32 153V152H31ZM27 154V153H26ZM110 154V153H109ZM255 154V153H254ZM254 154H252V156H255ZM30 155V153L28 154V156ZM35 155V154H34ZM77 155V154H76ZM79 155V154H78ZM97 155V154H96ZM25 157H26V155H24ZM81 156V155H80ZM98 156V155H97ZM174 156V155H173ZM31 157V156H30ZM35 157H37L38 158V156H35ZM79 157V156H78ZM27 158V157H26ZM35 159V158H34ZM78 159V158H77ZM170 159H172V158H170ZM28 160V159H27ZM26 160V161H27ZM32 160H33V158H32ZM57 160V159H56ZM152 161H150V162H152ZM169 161H170V163H169ZM25 162V161H24ZM31 162V161H30ZM33 162H35V164L36 163H38V162H36V160L34 161L33 160ZM33 162H31V163H33ZM27 163V162H26ZM26 163H24V166H26ZM31 163H28V165H30L31 166ZM167 165H166V164ZM169 163V164H168ZM166 165L165 167H163L162 168V165ZM33 165H34V163H33ZM163 165V166H164ZM154 166V167H153ZM33 167V166H32ZM59 167V166H58ZM161 168V170L159 171V169L158 168ZM148 168V169H149ZM152 168H153V170H152ZM155 168V169H154ZM157 169V170H156ZM238 170L239 168H235V170ZM155 170V171H154ZM233 171V173L232 174H234L235 172V175L237 174V171ZM240 170V169H239ZM159 171V172H158ZM152 173H154V176L152 175ZM156 173V174H155ZM158 173V174H157ZM219 174L220 175H223L224 176V178H221V177H223V176H219ZM231 174V176H233ZM215 175H217V176H215ZM229 175V176H228ZM241 175V176H242ZM136 176V175H135ZM136 177H138V176H136ZM230 179V181L227 183L228 184V186L227 185H225L226 184V181L227 180H229ZM231 179H233L232 180V182H231ZM235 179V180H236ZM21 182H18V181H16V180H14V181H16V183H19V184H17V185H15V184H9L10 186H8L7 188L9 189V190H7V189H5V190H3V191H1V193H0V207H1V209H0V226L2 227V225L4 224V226H3V228H1L0 227V233H2L1 235H0V238L1 237H3L4 236V240L2 239V240H0V242L2 243V246L3 245H9V246H6L7 248L9 247V254L11 253L12 254V250L13 249H17V251L18 252H20L19 250H18V247H21L20 249H22V246L23 247H28V245H29V248H27L28 250L32 247H34V245L36 246V247H34L33 249L31 248L30 250H32V252H34V250L36 249V250H38V248H39V250H41L42 249V251H40L45 257H50V258H48L47 257V259H51L52 257L54 258V259H57V261L56 260H54L55 262H54V264H57L58 262H59V264L62 262V264H64L63 262L64 261H66L67 262V260H68V257H70V256H74V253L72 254L71 253V251L72 252H74L73 250H71L70 252L68 251V250H70L71 248H73V249H75L76 247H73V246H71V247H69V245H68V242L69 241H66V239H64V238H61L60 237V239L61 240H59V237H58V235L59 234H57V233H55L56 235H57V238L56 239H54L55 237H54V235H52V234H54V233H48L49 231H51V232H53L54 230L55 231H57L58 230V228H60V226L58 227L57 225L58 224H62V223H57L58 222V218H59V216H57V224L54 222L55 220L53 219V222L55 223V228L54 227H52L51 225H52V222H51V227H48L49 229H52V230H49V231H47V229H46V227H44V225H42V223H40L41 221H40V219L42 218L41 216H39V214H41V212H44V213H46V215H49L50 216V214H52V212L51 211H53V213H56L57 214V212H58V210H57V212H54V211H56L55 209V207H57V205L54 203V204H50V203H52V202H50V203H48V204H46V203H44V201L43 200H36V202H37V204H36V202H35V200H33V204L32 203H30L31 205H32V207H31V205H29L28 204V202H27V200H26V197H24L23 198V196H25V195H23L22 196V198H19L18 199V196L19 197H21V193H20V191L22 192V189H21V187H23V183L25 182V181H23V179H19ZM152 180H148V183H150V184H152V188H154L153 190L155 191V187H157L156 185H155V183L153 184V182H151ZM225 180V181H224ZM147 181V180H146ZM244 181V182H243ZM242 182H243V184H242ZM148 183H147V185L145 186V188H143L142 187V190L143 189H145L144 191L145 192H148V195H147V198H149L150 196H151V193L152 192H150V188L151 187H147L148 186ZM157 183V182H156ZM233 183V184H232ZM235 183V184H234ZM232 184V185H231ZM241 185L242 186V188H240L241 186H239V185ZM12 185H15L16 187H14V186H12ZM153 185L155 186V187H153ZM159 185V184H158ZM171 185V184H170ZM223 185V186H222ZM236 185H238V186H236ZM19 186V187H18ZM150 186V185H149ZM219 186V187H218ZM224 186H226V188L227 189H229V187L231 186V188H233V186H235L234 188H236V189H234L233 188V190H230V191H234V193L233 192H230V193H232L231 194V197L233 196V198H231L230 197V193H229V190H224V192L222 191V189H224L225 187ZM13 187V188H12ZM172 186H170L169 187V185L167 186V187H165L166 189H168V191L166 190V191H164L163 189H162V191L163 192H160V194L161 195H163L164 194V196H165V193H168V194H166V196L167 195H169L170 194V192H169V189L171 188ZM220 187H222L220 190H218L217 191V189H219ZM16 188V189H15ZM19 188V189H18ZM148 190H147V189ZM238 188H240V190H238ZM138 189H141V188H138ZM150 189V190H149ZM159 189V188H158ZM216 189V190H215ZM18 190V191H17ZM142 190H140V192L139 193H141V194H143L144 192L142 191ZM152 190V191H153ZM171 190V189H170ZM237 190V191H236ZM4 192V193H3ZM143 192V193H142ZM156 192V191H155ZM155 192H153L152 193V195L154 196L155 194L158 196V197H160L161 195H159V194H157V193H155ZM226 192H228L227 194H228V196L229 197H227V196H225V200H227L228 201V203L227 204H230V202H231V205L229 206V208L227 209V204H225L227 201H224V199H223V194H226ZM235 192H237V193H235ZM133 193H135V192H133ZM149 193H150V195H149ZM3 194V195H2ZM19 194V195H18ZM136 194V193H135ZM192 194H191V196H192ZM203 194V195H202ZM205 194V195H204ZM234 194H237V195H234ZM18 195V196H17ZM171 195V194H170ZM169 195V196H170ZM179 195V194H178ZM209 196L210 198H206L207 196ZM246 195V196H245ZM15 196V197H14ZM17 196V197H16ZM133 196H135L136 197V195H133ZM132 196V197H133ZM142 196V195H141ZM153 196H151V199H153L152 197ZM172 196H173V198H172ZM243 196V197H242ZM10 197V198H9ZM201 197V198H200ZM204 197L206 198V199H204ZM235 197V198H234ZM14 200H13V199ZM138 198H139V196H138ZM143 198V197H142ZM142 198H139V199H141V201L139 202V200L137 201L136 199H135V201H134V199H133V201H134V203L133 204H136V205H134L133 206V204L131 205V206H133L134 208V212L137 210V212H136V215H134L133 214V209H132V211L131 210H125V213H126V211H128V213L129 212H131V213H129V214H132V215H127V213L125 214L124 213V211H123V214H122V217H119L118 218V220L120 221H118L117 222V215H116V224H118L116 227H118V226H120L118 229V233L116 232V234H114V236H113V238L118 234V235H121L120 236V238H118V236H116L115 238L117 239L118 238V242H119V240L121 239V238H123V237H125V238H123V239H121L123 242L122 243H119V248L118 247H116V248H118V250H120L121 249V247L123 246H127L126 245V243L128 242V240H129V242L131 241L132 243L134 242V240L136 239H138L139 240V237H140V239H141V237H142V235L140 236L139 234H148V233H151V231L154 229V227H156V225L158 226V224H159V226L158 227H160V221L158 222V219L157 218H155L154 220L153 219H151L152 218V216H150L151 214L149 213L150 211H149V208H147L148 207V205H147V203H146V201L147 202H149L150 201V198L149 199H147L146 197H145V195H144V198L145 199H147L146 201H145V199L143 198V200H142ZM167 198H168V196H167ZM175 197H174V195H171V199H173V200H175L176 201V199H174ZM193 198V199H194ZM204 199V204L201 206V205H199L198 204V201L200 202V200L199 199ZM212 198V199H211ZM231 200H230V199ZM245 200H244V199ZM11 199V200H10ZM154 199H155V197H154ZM164 199H166V198H164ZM170 199V200H171ZM194 199V200H195ZM18 200V201H17ZM26 200V201H25ZM132 200V199H131ZM149 200V201H148ZM241 200V201H240ZM16 201V202H15ZM143 201H144V203H143ZM167 201H169V200H167ZM210 201V202H209ZM219 201V202H218ZM214 202V201H213ZM225 202V203H224ZM17 203V204H16ZM21 203V204H20ZM25 203H26V205H25ZM41 203H43V205L41 204ZM141 203V204H140ZM143 203V204H142ZM171 202H169V204H170ZM208 203H206L207 205H208ZM20 204V205H19ZM165 204H167V202H165ZM164 204V205H165ZM173 208H170V212H171V216H172V214H174L173 216H175L176 215V213L178 214V213H186V211H184V210H182V211H184V212H182L181 211V209H180V206H181V203H179V202H174L173 201ZM200 204H201V202H200ZM237 204H239V206L237 205ZM18 205V206H17ZM23 205V206H22ZM24 205H25V207H24ZM40 205V206H39ZM52 205H54V206H52ZM199 205V206H198ZM9 206V207H8ZM29 206V207H28ZM48 206V207H47ZM52 206V207H51ZM141 208H140V207ZM160 206V205H159ZM159 206H157V208L158 209H162V205H161V208L159 207ZM206 206V205H205ZM18 207H20V209L18 208ZM40 207V208H39ZM44 208V210H42L43 208ZM51 207V208H50ZM166 207H167V205H166ZM166 207H164L162 210H164ZM188 207V208H187ZM204 207V206H203ZM203 207L202 208H199L200 210L202 209V210H204L203 209ZM207 207H210V206H207ZM207 207H204V208H207ZM4 208V209H3ZM11 210H10V209ZM15 208V209H14ZM24 208V209H23ZM28 208H30V210L28 209ZM39 208V209H38ZM42 208V209H41ZM48 208H50V209H48ZM79 208V207H78ZM124 208V207H123ZM127 208H128V206H127ZM138 208H140V209H138ZM144 208V209H143ZM157 208H155V210L157 209ZM236 208V209H235ZM10 211H9V210ZM14 209V210H13ZM41 209V210H40ZM54 209V210H53ZM131 209V208H130ZM145 209H147V210H145ZM154 209V208H153ZM157 209V210H158ZM209 208H207L206 209V212H208L207 210H208ZM17 210V211H16ZM25 210V211H24ZM27 210V211H26ZM79 210V209H78ZM120 210V209H119ZM119 210L117 211L116 209H114V212L116 211L117 213L119 212ZM139 210V211H138ZM181 212H180V211ZM211 211H212V209H210ZM3 211V212H2ZM7 211V213H6V215H4L5 214V212ZM35 211L37 212V214L35 213ZM51 213H50V212ZM63 211H64V209H63ZM165 211H166V209L163 211V213H165ZM197 211H199V210H197ZM205 211V210H204ZM203 211V213H204V215L206 216L207 214H205V212ZM11 212V213H10ZM20 212V213H19ZM23 212V213H22ZM29 212H31V213H29ZM39 212V213H38ZM59 212H60V214H62L61 212L62 211H60L59 210ZM113 212V211H112ZM115 212V213H116ZM122 212V211H121ZM143 212V213H142ZM161 212V211H160ZM2 213H4V214H2ZM12 213H13V215H12ZM48 213V214H47ZM64 213H66V212H64ZM72 213V212H71ZM120 213V212H119ZM118 213V214H119ZM141 213V214H140ZM162 213V215H168L167 217H165V216H162V217H164V219L162 220L164 223L162 224L163 226H166L167 225V223L170 221L169 219H168V217H170V215H169V213H168V211H167V213L168 214H163ZM184 213V215H188L187 213L185 214ZM189 213V214H190ZM197 213V212H196ZM26 214H28V215H26ZM55 214V215H56ZM59 213H58V215H60ZM67 214V213H66ZM121 214V213H120ZM197 214H199V215H201V213H200V211L197 213ZM232 214V215H231ZM4 215V216H3ZM9 215V216H8ZM11 215H12V217H11ZM54 214H52V216H53ZM68 215V214H67ZM70 215V216H69ZM68 216H69V219H70V217H72V215L73 214H69ZM76 215L78 216L79 215V213H76ZM76 215H73V216H75L76 217V220L75 221H77L79 218H77V216ZM108 215V214H107ZM159 215H161L160 213L157 215V216H159ZM195 215V214H194ZM199 215H198V217H199ZM203 215V216H204ZM3 218H2V217ZM5 216H7V217H5ZM27 216V217H26ZM32 216V217H31ZM34 216V217H33ZM36 216V217H35ZM52 216H51V218H52ZM63 218H66V217H64V214H62L61 215ZM67 216V217H68ZM106 216V215H105ZM109 216L111 217L112 216V214H109L107 217H108V219H109ZM114 216V215H113ZM141 216V217H140ZM202 215L200 216V217H203ZM11 217V219H9V218ZM15 217V218H14ZM24 217V218H23ZM30 217V218H29ZM38 217V218H37ZM41 217V218H40ZM55 217V216H54ZM75 217H73V218H75ZM99 217H101V221L103 220L102 219V217L103 216H99ZM107 217H105V218H107ZM126 218V220L124 219V218ZM130 217H132V218H130ZM136 217H138V218H136ZM151 217V218H150ZM198 217H195V218H198ZM5 218V219H4ZM13 218V219H12ZM34 218V219H33ZM40 218V219H39ZM95 218H97V217H95ZM94 218V219H95ZM104 218V219H105ZM114 218V217H113ZM123 218V219H122ZM127 218H129V219H127ZM159 218V217H158ZM175 218H176V216H175ZM174 217H173V223H172V225L174 224V226L175 227H177V229H178V226H176V219H175ZM263 218V219H262ZM7 219V220H6ZM25 219V220H24ZM28 219H30L29 221H28ZM99 219L97 220L98 222H100L99 224L101 225V221H99ZM112 219V218H111ZM160 219V218H159ZM171 219H172V217H171ZM262 219V220H261ZM4 220V221H3ZM6 220V221H5ZM11 220V221H10ZM12 220H15L16 221V223L15 222H13ZM32 220H34V222L32 221ZM37 220H39V222H37ZM61 220V219H60ZM64 221L65 220H68V218L67 219H63ZM110 220V219H109ZM113 220V219H112ZM110 221V223L111 222H113V221ZM122 220V221H121ZM125 220V221H124ZM129 220V221H128ZM165 220V221H164ZM178 220V219H177ZM10 221V223L12 224V222H13V224H15V226H13V228H11L12 227V225L11 224H8L7 226H6V224L8 223ZM32 221V222H31ZM52 221V220H51ZM96 221V222H97ZM105 221H108L107 219H105ZM115 221V220H114ZM124 221V222H123ZM174 221H175V223H174ZM194 222H193V224L194 223H196V220H193ZM5 222V223H4ZM18 222H19V224H21L22 226H23V224H24V226L25 227H22L21 225H19L18 224ZM25 222V223H24ZM62 222V221H61ZM72 221H71V219H70V223H71ZM79 223H81L80 221H78ZM103 222H104V220H103ZM179 222V221H178ZM258 222V223H257ZM31 223V224H30ZM37 223V224H36ZM64 223V222H63ZM68 223V222H67ZM69 223V224H70ZM75 223V222H74ZM79 223H76V224H79ZM105 223V222H104ZM104 223H103V225H104ZM107 223V222H106ZM109 223V222H108ZM121 225H120V224ZM151 225H150V224ZM156 224V225H154V224ZM2 224V225H1ZM92 224H94L95 225V223L93 222ZM91 224V225H92ZM99 224H98V226H99ZM124 226H123V225ZM169 224H171V223H169ZM177 224H179V223H177ZM257 224V225H256ZM18 225V226H17ZM30 227H29V226ZM35 225V226H34ZM39 225V226H38ZM40 225H41V227H42V229H43V227H44V229H45V232H46V234H45V232H44V229L42 230L41 229V227H40ZM65 225V224H64ZM71 225V224H70ZM69 225V226H70ZM90 224L88 223V227H92V226H89ZM102 225V226H103ZM106 225V224H105ZM112 225H114L113 223H112ZM138 225H140V226H138ZM37 226V227H36ZM66 226V225H65ZM78 226H80V225H78ZM81 226H84V224L82 223L81 224ZM86 226L87 225H85L84 226V228L86 229V232H85V235H82V239H83V236H85L84 238H86V236L87 235H89V231L88 230H90V229H93V228H88V230H87V228H86ZM108 226V225H107ZM110 226V225H109ZM115 226V225H114ZM136 226H137V228H136ZM168 226H171V225H168ZM174 226H171V228H170V230H173L174 229ZM194 226V225H193ZM193 226H192V228H193ZM227 226V227H226ZM16 229H15V228ZM18 227H19V229L20 228H24L23 230L22 229H20V230H22V232L18 229ZM56 227H57V229H56ZM64 227V226H63ZM72 227V226H71ZM70 227V228H71ZM77 227V225L75 226V228ZM97 226H95L94 228H96ZM104 228H105V226H103ZM139 227L140 228H144V232H143V230L142 229H139ZM149 227H151V228H149ZM156 228L155 230L157 231V229H159V228ZM256 227H257V229H256ZM11 228V229H10ZM25 228H27V229H25ZM37 228H38V232H37ZM69 227H68V229H70ZM78 228V227H77ZM83 228V227H82ZM98 228V227H97ZM100 228H102V227H100ZM102 228V231L103 230H105V229H108V231H107V233H109L110 234V232H112L114 229H113V227H111L110 228V232H109V227L108 228ZM115 228V227H114ZM146 228V229H145ZM165 228V227H164ZM168 227H167V229H169ZM3 229H4V231H3ZM17 230V232H15L14 230ZM66 229H67V227H66ZM85 229H82V231L84 230L85 231ZM137 229V230H136ZM166 229V228H165ZM165 229H159V231H162V232H159L158 231V234L159 233H163V234H165V233H167V232H165L166 230ZM176 228H175V230H177ZM20 232H19V231ZM35 230H36V232H35ZM61 230V229H60ZM64 230V229H63ZM72 230L74 231L75 229H73L72 228ZM77 230V229H76ZM76 230H75V232H76ZM81 231V229L80 228H78V234H76L77 236H80V238H81V234H83L84 232H81L80 233V235H79V232ZM117 230V229H116ZM115 230V231H116ZM142 232H140V231ZM155 230H153V231H155ZM163 230H165V231H163ZM169 230V231H170ZM175 230H174V232H175ZM194 230H195V232H194ZM27 231H30V234L27 232ZM34 231V232H33ZM68 231V230H67ZM87 231H88V233H87ZM95 230H92V232H94ZM120 231H121V234H120ZM124 231H127V233L125 234V232ZM148 233H147V232ZM155 231V232H156ZM168 231V230H167ZM168 231V232H169ZM198 231V230H197ZM197 231H196V228H194L193 229V232H192V234H191V238H188L187 240H186V242L183 244V246H182V249L183 250H185L186 251V253H188V255H187V258H186V260H184V262H185V264H195L196 262L194 261V260H196V258L198 257V256H195V255H197L198 254V251H197V253L194 251V250H199V247L197 246V245H199L198 243H196V241L194 240V239H196L197 240V238H198V235H197V238H195V236H196V233H197ZM223 231V232H222ZM258 233H257V232ZM6 232H7V234H6ZM14 232V233H13ZM27 232V234H25ZM57 232H59V231H57ZM92 232H90V233H92ZM103 232H105V231H103ZM114 232V231H113ZM140 232V233H139ZM165 232V233H164ZM170 232V234L169 233H167V234H165V237H164V239L167 237V235H168V237L171 235V234H174L175 235V233L177 232ZM235 232H237V233H235ZM239 232V233H238ZM16 233V234H15ZM20 233H22L21 235H20ZM23 233H24V235L27 237H25L24 235H23ZM39 233V234H38ZM59 233H61V232H59ZM72 233V232H71ZM77 233V232H76ZM86 233H87V235H86ZM106 233V232H105ZM103 234V237H102V239L101 240H103V241H107V239L111 236H109L108 234ZM157 233V232H156ZM154 234V232H152V237H153V234H154V236L155 235H158V234ZM223 233V234H222ZM6 234V235H5ZM31 235V234H36V236H39L40 238H41V240H44V241H41V243L37 240V239H40V238H36V236L35 235H32V236H34V241L35 240H37L38 242H36L35 241V243H34V241H33V239H32V236L30 237L29 235ZM41 234H43V236L41 235ZM48 234H50V235H48ZM64 234H66L65 236H67V232L66 233H64ZM112 234V233H111ZM112 234V235H113ZM124 236H123V235ZM177 234L178 233H176V237H177ZM257 234H258V236H257ZM11 235V236H10ZM14 235V236H13ZM24 236V238H20V236ZM71 236L73 235V234H70ZM76 235H74L75 237H76ZM105 235H108L109 237L108 238H106L105 239ZM126 235V236H125ZM149 235V234H148ZM148 235H146V236H148ZM174 235H172L171 237H172V240H173V236ZM9 236V237H8ZM44 236H46V239H45V237ZM61 236H62V233H61ZM99 236V237H100ZM123 236V237H122ZM135 236V238H134V240L132 239L133 237ZM145 236V235H144ZM143 236V237H144ZM151 236V235H150ZM159 236V235H158ZM158 236H155L156 238H158V240L161 238L160 236L158 237ZM162 236V235H161ZM240 236V237H239ZM12 237V238H11ZM32 239H30V238ZM47 237H48V240H47ZM53 237V238H52ZM69 239H67V240H71V238H70V236H67ZM99 237H97V238H95L96 240L99 238ZM107 237V236H106ZM112 237V236H111ZM142 237V238H143ZM149 237V236H148ZM147 237V238H148ZM168 237H167V239H168ZM229 237V238H228ZM254 237H257L255 240H253L254 239ZM17 238H18V241H17ZM36 238V239H35ZM51 238V241L49 240ZM73 238V237H72ZM79 238V237H78ZM78 238H73L72 239V241H71V243L73 242V244L75 243H77V245L79 244L78 242H80V239H79V241H78ZM145 238V237H144ZM147 238H145V239H147ZM170 238V237H169ZM240 238V239H239ZM251 238H252V240H251ZM9 239H13L12 241L11 240H9ZM28 241H27V240ZM67 242L66 244L64 243L65 241ZM77 239V242H74L75 240ZM149 239V238H148ZM147 239V241H150L151 242V240L149 239L148 240ZM152 239H154V237L152 238ZM166 239V240H167ZM177 239H178V237H177ZM230 239V240H229ZM263 239V240H262ZM6 240V241H5ZM24 241V243H23V241ZM25 240L27 241V242H29V244L27 243V242H25ZM47 242H46V241ZM54 240V241H53ZM63 240V241H62ZM74 240V241H73ZM86 240V239H85ZM93 240V239H92ZM91 239H88L87 238V240L84 242V244H83V241H84V239H83V241L80 243V245H79V247L81 246V244H83V245H88L89 246V244H90V248H92L91 247V245L93 246V249H95L96 247H95V245L97 246V248H99V246H103L104 248H102V247H100L99 249L100 250H105V246L106 247H108L112 242V240L111 239H109L108 241H110L111 243H109V245L107 244L108 242H105L104 243V245H102L103 243H101V245H99L98 243H96L94 240V242H95V244H94V242L92 241ZM120 240V241H121ZM124 240H126V242L124 241ZM166 240H164V241H166ZM169 240V239H168ZM174 240H176L175 238H174ZM248 240H249V242H248ZM260 240V241H259ZM261 240L263 241V242H261ZM3 241H5V242H3ZM49 241V242H48ZM54 243H53V242ZM59 241V242H58ZM90 241H92V242H90ZM116 240L114 239V242H115ZM139 241H141V240H139ZM138 241V242H139ZM145 241V240H144ZM143 241V242H144ZM147 241H145V242H147ZM171 241V238H170V240L168 241V242H170ZM193 241H194V243L195 244H197V245H194V243H193ZM198 241V240H197ZM224 241V242H223ZM229 243H227V242ZM18 242H19V244H18ZM32 244H34V245H32ZM43 242V243H42ZM45 242H46V244H45ZM51 242V243H50ZM62 242H63V244H62ZM87 242H90L89 244H87ZM99 242V241H98ZM113 242V243H114ZM117 241H116V243H118ZM127 243L128 244V246H129V244L131 243ZM138 242H135L134 244H135V246H137V244H141L142 243V241L140 242V243H138ZM153 242V241H152ZM151 242V243H152ZM158 243H159V245L160 246H162L163 244L161 243V242H163L161 239L159 240V241H157ZM156 242V243H157ZM167 242V243H168ZM172 242V241H171ZM174 242V241H173ZM235 242V243H234ZM259 242V243H258ZM9 243V244H8ZM48 243V244H47ZM49 243H50V246H54V247H50V246H47V245H49ZM61 243V244H60ZM86 243V244H85ZM116 243H114L115 244V246H118V244H116ZM125 243V244H124ZM132 243L130 244V246L132 245ZM150 243V246L152 245ZM158 243H157V245H158ZM161 243V244H160ZM175 243H177V242H175ZM174 243V245H177V244H175ZM225 243V244H224ZM242 243V244H241ZM247 243H248V248H247ZM254 243H255V245H254ZM256 243L258 244L257 246H256ZM17 246H16V245ZM37 244V245H36ZM43 245L42 247H40L41 245ZM105 244H107V245H105ZM143 244V243H142ZM142 244H141V246H140V249H139V246H138V249H136V248H133V251L135 252V250H138V252H133V254H134V256H135V254H139V255H141L140 254V250L142 249ZM145 244H147V243H145ZM170 243H168V245H169ZM244 244V245H243ZM254 245V248L251 250L250 249V245ZM260 244V245H259ZM261 244H263V245H261ZM39 245V246H38ZM46 245V246H45ZM66 245H68V248H66L67 246ZM149 245V244H148ZM158 245V247H155L156 249H157V251L159 250V252H161V253H159V252H157L156 250V252L158 253V254H160V256H161V254H162V252H164V251H160V249H158V248H161L160 246ZM168 245H166V243H164V245L163 246H167V249H169L172 245H173V243L170 245V247L168 246ZM228 245V246H227ZM242 245V247H240ZM251 245V248L253 247ZM37 246H38V248H37ZM57 246H58V248H60V252L62 251V250H64L63 248H64V246H65V250H67L68 252H69V254H72V255H69V254H67L68 252H66L65 254L66 255H68V257L66 258L65 256H63V258H61L62 260H60V257H62V256H60V254L62 253H64L65 251H63V252H61L60 254H59V249L57 248ZM88 246L86 247V249L88 248ZM110 246H113V244L112 245H110ZM143 246H144V244H143ZM146 246V245H145ZM150 246H149V250H150ZM153 246V245H152ZM162 246V247H163ZM177 246H179V245H177ZM194 246V247H193ZM197 246V247H196ZM15 247V248H14ZM17 247V248H16ZM50 247V248H49ZM79 247L78 248H76V249H79ZM95 247V248H94ZM123 247H122V249H123ZM132 247H133V245H132ZM132 247H126V249H123L124 250V256L125 255H129V249L131 250V248ZM243 247H245V250H244V248ZM26 248H23L22 250H25ZM44 248V249H43ZM46 248V249H45ZM53 248H57V250L58 251H55V249H53ZM70 248V249H69ZM82 248V247H81ZM109 248L110 247H108V248H106L107 250H108V252H105V251H100V253L102 252H105V254H102V256H100L99 255V253H97L96 254V252H95V254H93V256L95 255V256H99V257H103V256H105L106 255V253H108L107 255L109 256L110 254H109ZM113 248H115L114 246H113ZM125 248V247H124ZM127 248H129L128 250H127ZM151 248H153L154 249V246L153 247H151ZM172 248V247H171ZM170 248V249H171ZM176 248V247H175ZM195 248V249H194ZM198 248V249H197ZM228 248V249H227ZM229 248H232L233 250H231L232 251V253L230 252L229 253V251H230V249ZM239 248V249H238ZM241 248L243 249V251L244 252H241L242 250H241ZM257 248V249H256ZM5 249V248H4ZM10 249H12L11 251H10ZM89 249V248H88ZM93 249H92V251H93ZM121 249V250H122ZM135 249V250H134ZM163 250H164V248H162ZM167 249H165V250H167ZM170 249H169V253H170ZM180 249V248H179ZM3 250V249H2ZM5 250H7V249H5ZM5 250L3 251V252H5ZM7 250V251H8ZM29 250V251H30ZM35 250V251H36ZM38 250V251H39ZM45 250V252H46V254H45V252H43ZM52 250V253H50V251ZM82 250V249H81ZM83 250L85 251V248H83ZM111 250V249H110ZM120 250V251H121ZM144 249H142L141 250V252H142V254L144 255L145 253H148V252H145V253H143L144 251H143ZM146 251L148 250L147 248L145 249ZM173 250H174V248H173ZM181 250V249H180ZM229 250V251H228ZM235 250L237 251V253L235 252ZM241 250V251H240ZM247 250H248V252H247ZM250 250H251V252H250ZM38 251L36 252V254H38ZM77 251H79V253H82L83 252V254L82 255H84L85 253H84V251H81L80 252V249L79 250H77ZM95 251V250H94ZM94 251H93V253H94ZM97 251V250H96ZM112 252H114V250H111ZM117 251V250H116ZM115 251V252H116ZM120 251H118V254H119V252ZM129 253H128V252ZM132 251V250H131ZM172 251V250H171ZM241 253H240V252ZM13 252H15L14 250H13ZM17 252V253H18ZM49 252V253H48ZM99 252V251H98ZM114 252V253H115ZM122 252V251H121ZM121 252H120V254H121ZM127 252V253H126ZM151 252H153V254L155 253L154 251H152L151 250ZM166 252V251H165ZM165 252H164V254H165ZM176 252V251H175ZM175 252H173V254L174 255H172L171 253V255L173 256V258H169V257H167V259H166V256L164 255V254H162L163 256H165V257H160L159 255H157V253L156 254H154L153 256L155 257V256H157L156 257V259L158 258V256L160 257V259H157V262H156V260L154 261L155 263L154 264H158V262H159V260H161L160 261V263L159 264H161V262H163L162 260L163 259H165V263H163V264H166V262H167V264H175L176 263V258L177 257H180L179 255H176V257H174L175 256ZM181 252H184V251H181ZM181 252L179 253V254H181ZM21 253V252H20ZM20 253H18V254H20ZM89 253H90V250H89ZM89 253H88V255H89ZM111 253V252H110ZM112 253V255H117V257H118V254L117 253ZM123 253V252H122ZM167 253V252H166ZM202 253V252H201ZM201 253H200V255H201ZM220 253V252H219ZM239 253H240V257H239ZM9 254H7V255H9ZM22 254V253H21ZM20 254V255H21ZM51 254V255H50ZM59 254V255H58ZM75 254H77V257H78V253L76 252V250H75ZM119 254V256H122V255H120ZM168 254V253H167ZM166 254V255H167ZM169 254V256H171ZM185 254V253H184ZM184 254H182V255H184ZM218 254V253H217ZM243 254V255H242ZM47 255V256H46ZM92 255V252L90 253V256ZM106 255V256H107ZM131 255V254H130ZM129 255V256H130ZM139 255H136L135 257L136 258H134L135 259V261H137L136 259H138V256ZM142 255V256H143ZM148 255H150V254H148ZM199 255V254H198ZM221 255V256H220ZM247 255H249V256H247ZM42 256V255H41ZM73 256L71 257V258H73ZM90 256H88V260H90V259H92ZM92 256V257H93ZM104 257V258H106L107 259V257ZM129 256H126L127 258L129 257ZM131 256H133V255H131ZM150 256H152V254L150 255ZM150 256H147V258L146 259H148ZM152 256V259L154 258ZM171 256V257H172ZM224 257V259H223V257ZM231 256H232V258H231ZM251 256H252V258H251ZM259 256V255H258ZM45 257H44V259H45ZM65 257V258H64ZM76 256L74 257V259H76L77 258ZM83 257H86V256H83ZM83 257H81L82 259H83ZM115 258H116V256H114ZM114 257H112V256H109L108 257V259L106 260L105 259V263H103V261L102 260H104V259H102V260H100L101 258H98V257H95V258H98L103 264H108L109 262H112V260L113 261H115V258ZM139 257H141V256H139ZM221 257V258H220ZM228 257V258H227ZM229 257L231 258V259H229ZM236 257V258H235ZM247 257V258H246ZM52 258V259H53ZM81 258H78V259H81ZM95 258H93L94 260H95ZM113 258V259H112ZM119 258L120 257H118L117 258V260H119ZM125 257H122V258H120V259H122V260H119L117 263H119L120 261L122 262V263H124V261H125V259H124ZM131 258H133V257H131ZM181 258V257H180ZM199 258V257H198ZM197 258V259H198ZM245 260H244V259ZM260 258V259H261ZM52 259H51V261H52ZM63 259H67V260H63ZM78 259H76V260H73V259H71V260H73V261H75L76 262V264H77V261H79ZM112 259V260H111ZM130 259V258H129ZM140 259H142V257L140 258ZM146 259H144V260H146ZM155 259V258H154ZM173 259H175L174 261H173ZM179 259V258H178ZM177 259V260H178ZM260 259H259V262H258V264H264V259H263V261H261L260 262ZM70 260V259H69ZM68 260V261H69ZM84 260V259H83ZM124 260V261H123ZM133 260V259H132ZM131 259H130V261H132ZM143 260V261H144ZM167 260V261H166ZM172 260V261H171ZM200 259H198V261H199ZM208 260H210V258L208 259ZM235 260H237V262H235ZM91 261V260H90ZM97 261V260H96ZM94 262L95 264H97V262ZM129 261V262H130ZM142 260H140V262H141ZM198 261H197V263L196 264H198ZM211 261H212V259H211ZM211 261H208V263L207 264H209V263H211ZM217 261H219V262H217ZM231 261V262H232ZM251 261H253V263L251 262ZM1 262V261H0ZM48 262H49V260H48ZM53 262V261H52ZM82 262V261H81ZM84 262H89V261H87L86 259L83 261V263L82 264H85ZM101 262H99L98 264H102ZM127 264H128V259H127ZM134 262V261H133ZM149 262V259L147 260V262H145V264H147ZM153 262V261H152ZM151 262V263H152ZM224 262V263H225ZM79 264H81L80 262H78ZM91 263V262H90ZM114 262H112V264H113ZM117 263H115V264H117ZM132 263V262H131ZM130 263V264H131ZM135 263V262H134ZM137 263H138V261H137ZM151 263H149V264H151ZM177 263H178V261H177ZM201 262H199V264H200ZM206 263H203V264H206ZM52 264V263H51ZM71 264H74V262L73 263H71ZM91 264H93V262L91 263ZM110 264V263H109ZM139 264H144V262H141V263H139ZM244 264V263H243ZM256 264V263H255Z\"/></svg>",
    "mask_w": 264,
    "mask_h": 264
}]
</instances>
